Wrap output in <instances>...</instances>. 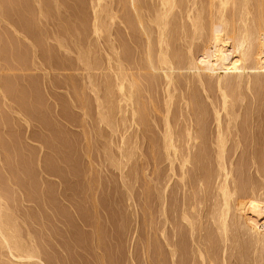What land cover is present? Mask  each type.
Returning <instances> with one entry per match:
<instances>
[{"label": "rangeland", "instance_id": "obj_1", "mask_svg": "<svg viewBox=\"0 0 264 264\" xmlns=\"http://www.w3.org/2000/svg\"><path fill=\"white\" fill-rule=\"evenodd\" d=\"M27 3H26V2ZM34 1V2H33ZM45 1V3H44ZM48 3H47V2ZM57 1V0H56ZM63 1V2H62ZM58 0V2H55V0L52 1L50 0H40L41 2V6L42 8H44L43 10V14L40 13V2L39 5L37 0H1L0 1V19H2L0 21V66H2L0 69V118H2V121H0V141L2 139V141L0 142V189L2 190L1 192H3L2 194L4 195V200L5 198H7V200H5V204L7 203L8 206L12 207L14 206V210H16L15 212L18 214L16 215L17 217L19 216V218L21 219L19 222L21 223L20 226V235L23 236V238H32V236H34L32 239H34V241L36 242L37 245V249L38 253L41 257V262L45 263V264H173V261H175L176 264H197L198 259L195 258V254H194V258H193V254L192 251L194 252V249L192 247V245L190 244L191 242H189V238L188 237V233L189 231H187L186 227H182V225L180 226L179 223V219H180V212L179 210H181L182 206L184 205L183 203H187V201L189 200L190 196H191V189L189 184L187 183V187L184 186V184L181 182L179 175H180V168H176L179 165H175V175L172 174V171L170 169H168V165L167 162L163 161V159L160 157L162 155H160L161 153V143H162V135H163V113H164V94L165 91L161 89V87L158 85V87H155L156 89L153 90V97L157 102L158 106V112H150V118L147 116L146 121H148L147 123H150L149 125L145 122V120L143 122L144 126L147 125L146 127H139V129L136 128L135 125H132L130 127V123L129 122L130 119V112H128L127 114V119L128 122L126 120V122H121L125 125L121 126L119 124L117 131L119 132H115L112 133H107L109 132V130L111 129H107L110 128L107 124L104 125L101 121H100V117H99V111L101 113V108L99 109L100 105L99 103L100 100H98V98H102V102L103 99L106 98V95L108 90H102V88L104 89L106 83H107V87L108 85V79H110V77H112L111 72L109 71V67L107 65H110L109 62V57L107 54H109L111 52V50L109 49V45L107 46L105 42H107V37L106 36H102L100 39V42L95 39L94 33L92 31L93 28V18H92V3L89 2L91 0ZM67 1V2H65ZM74 5H73V3ZM107 1V0H106ZM117 0H112L110 2V0H108L107 2L109 4L112 3V5L110 7L112 8H119L121 5L118 3L119 1H117V5H119L118 7H114L116 4ZM9 2V3H7ZM23 2V3H20ZM29 2V3H28ZM43 2V4H42ZM50 2V3H49ZM62 2V3H61ZM77 2V3H76ZM80 2V3H79ZM83 2V3H82ZM85 2H87L85 4ZM56 3V5H54ZM59 3H61L62 5H60ZM70 3V4H69ZM115 3V4H114ZM2 4V5H1ZM53 4V6H52ZM59 4V5H58ZM66 4L68 5V7L66 6ZM82 4H84L83 6H81ZM14 5V6H13ZM25 5V6H24ZM27 5V6H26ZM33 9H31V6ZM36 5V7H35ZM51 7H50V6ZM79 5V7H78ZM85 5H89L87 7H85ZM116 5V6H117ZM7 6V7H6ZM10 6V7H9ZM29 6V7H28ZM46 6V7H45ZM56 6V8H55ZM57 6H59L60 8H58ZM65 6V7H63ZM81 6V7H80ZM6 7V8H5ZM22 7V8H21ZM63 7V8H62ZM76 7V8H75ZM9 8V9H8ZM39 8V9H38ZM51 8V9H50ZM54 8V10H53ZM69 8V9H68ZM71 8V9H70ZM85 10H83V9ZM89 8V9H88ZM121 8V7H120ZM28 9V10H27ZM58 9V10H57ZM77 9V10H76ZM79 9V11H78ZM88 9V10H87ZM126 9V7L124 8V10ZM8 10V11H7ZM17 10V11H16ZM20 10V11H19ZM24 10V12H22ZM31 10V11H30ZM35 10V11H34ZM39 14H41L43 17L41 18L37 13V11ZM53 10V11H51ZM56 10V11H55ZM74 10V12H73ZM87 10V11H86ZM92 12H91V11ZM4 11V13H3ZM6 11V12H5ZM50 11V12H48ZM72 13H70V12ZM76 11L78 13H76ZM84 11V12H83ZM89 11V13H88ZM123 11V10H122ZM10 12V13H9ZM12 12V13H11ZM47 12V13H46ZM52 12L56 15H53ZM59 12V13H58ZM83 14H82V13ZM23 13V14H22ZM35 13V14H33ZM57 13V14H56ZM91 13V16H90ZM14 14V15H13ZM29 14V15H28ZM31 14V15H30ZM59 14V16H58ZM62 14V15H60ZM67 14L68 18H67ZM122 15L123 12H119V15ZM26 15V16H25ZM46 15V17H45ZM49 15L51 16L49 18ZM65 15V16H63ZM74 17H72V16ZM88 15V16H87ZM3 16V17H2ZM13 20H12V17ZM26 19H25V17ZM33 16V17H32ZM37 16V17H36ZM70 16V17H69ZM82 16V17H80ZM11 17V18H10ZM20 17V18H19ZM29 17V18H28ZM62 17V18H61ZM76 17V19H75ZM7 18V19H6ZM15 18V19H14ZM28 18V19H27ZM33 18V19H32ZM46 18V19H45ZM55 20H54V19ZM64 18V19H63ZM66 18V19H65ZM82 18V19H81ZM90 18V19H89ZM38 19V20H37ZM50 19V20H49ZM52 19V21H51ZM59 19V20H58ZM62 21H61V20ZM3 20L4 23L7 20L6 24H3ZM22 20V21H21ZM25 20V21H24ZM44 20L46 22H44ZM65 20V21H64ZM76 20V21H75ZM78 20V21H77ZM82 20V21H80ZM120 20V19H119ZM118 20V18L115 20V22L113 23V26H111V35L114 36L113 39H115V41H117V43H122L123 45V55L122 57H124V59L128 58L132 61L133 58H135L134 60L139 59V51H137L138 49V44L136 45V42L138 43V38H134L133 36L131 37V34L129 35V33L127 32L126 25L125 24H121V22ZM11 21V22H10ZM13 21V22H12ZM16 21V22H15ZM28 21V22H27ZM41 21V22H40ZM49 21V24H47ZM62 23V26L60 25V23ZM15 22V23H14ZM51 22V23H50ZM56 22V23H55ZM67 24H66V23ZM78 22V23H77ZM81 25H80V23ZM85 22V23H84ZM9 23V24H8ZM18 23V24H17ZM25 23H27L25 25ZM34 23V24H33ZM41 23V24H40ZM58 23V24H57ZM74 23V24H73ZM91 23V25H90ZM13 24V26L11 25ZM33 24V25H32ZM40 24V25H39ZM77 24V26H76ZM21 25V26H20ZM35 25V26H34ZM39 25V26H38ZM47 25H50L47 27ZM55 25V27H54ZM66 25V27H65ZM68 25V27H67ZM115 25V26H114ZM122 25V26H121ZM11 26V27H10ZM29 26V27H28ZM38 26V27H37ZM59 26V27H58ZM81 26V27H80ZM92 26V27H91ZM125 26V27H124ZM15 27V29H14ZM32 27V28H31ZM50 27V28H49ZM77 27V28H76ZM87 27V28H86ZM21 28V30H20ZM35 28V29H34ZM38 28V29H37ZM41 28V29H40ZM47 28V29H46ZM52 28V29H51ZM55 28V29H54ZM60 28V29H59ZM66 28V29H65ZM71 30H70V29ZM73 28V29H72ZM77 30L75 31L74 30ZM114 28V29H112ZM119 28V29H118ZM123 28V29H122ZM11 29V30H10ZM32 29V30H31ZM34 29V30H33ZM46 29V30H44ZM59 29V30H58ZM89 29V30H88ZM118 29V30H117ZM121 29V30H120ZM125 29V30H124ZM14 30V32H13ZM31 30V31H28ZM40 30V32H39ZM49 30V31H48ZM52 30V31H50ZM57 34H56V32ZM65 30V33H64ZM68 30V31H67ZM120 30V31H119ZM18 31V32H17ZM26 31V32H25ZM33 31V32H32ZM35 31V32H34ZM44 31V32H43ZM46 31V32H45ZM77 34H74V32ZM84 31V32H83ZM30 32V33H29ZM48 32V33H47ZM51 32V34H50ZM63 32V33H61ZM126 32V34H125ZM21 33V34H20ZM24 33V34H23ZM37 33V34H36ZM41 33V34H40ZM46 33V34H45ZM68 33H70L68 35ZM73 36H72V34ZM118 33V35L116 34ZM121 33V35H120ZM10 34V35H9ZM22 34L24 35V37H26V39L22 36ZM39 34V35H38ZM18 35V36H16ZM36 35H38V37H36ZM51 35H54L53 37ZM57 35V37L55 36ZM64 35V36H63ZM92 35V36H91ZM127 35V36H126ZM41 36V37H40ZM44 38H43V37ZM49 36V37H48ZM61 38H60V37ZM71 36V37H70ZM112 36L110 38H112ZM119 36V37H118ZM8 37V38H7ZM17 37V38H16ZM48 37L49 39L47 40ZM70 37V38H69ZM77 37V39H76ZM91 37V38H90ZM106 37V38H105ZM16 38V41H14ZM21 38V39H20ZM33 38V39H32ZM42 40H39V39ZM58 40H57V39ZM63 38V39H62ZM94 38V40L92 39ZM134 38V39H132ZM9 39V42L8 40ZM18 39V40H17ZM29 39V40H28ZM46 39V40H45ZM62 39V41L60 40ZM66 39V40H65ZM87 39V40H86ZM92 39V41H91ZM122 39V40H121ZM125 39V40H124ZM130 39V40H129ZM7 40V41H6ZM77 40V41H75ZM104 40V42L102 41ZM129 40V41H128ZM134 40V41H132ZM31 41V43H29ZM36 41V43H35ZM45 41V42H44ZM66 41V42H65ZM69 41V42H68ZM85 41V42H84ZM87 41V42H86ZM136 41V42H135ZM13 42V43H12ZM33 42V43H32ZM44 44H43V43ZM59 42V43H58ZM62 42V43H61ZM65 42V43H64ZM82 42V43H81ZM84 42V43H83ZM92 44H90V43ZM129 42V44L127 43ZM10 43V44H9ZM21 45H20V44ZM41 43V44H40ZM63 44V46L61 44ZM89 43V44H88ZM97 43V44H96ZM101 43V44H100ZM131 43V45H130ZM141 43V41H140ZM54 44V45H53ZM60 44V45H59ZM68 44V45H67ZM78 44V45H77ZM94 44V45H93ZM105 44V45H104ZM108 44V42H107ZM126 44V45H125ZM133 44V46H132ZM135 44V45H134ZM7 45V46H6ZM41 45H42V49H41ZM52 45V46H51ZM66 45V46H64ZM73 45V46H71ZM89 45H91V47H89ZM96 45V46H95ZM101 45V46H100ZM141 45V44H140ZM27 46V47H26ZM30 46V47H29ZM33 46V47H32ZM37 46V48L35 47ZM79 46V47H78ZM106 46V47H105ZM125 46V47H124ZM137 46V48H135ZM11 47V48H10ZM17 47L19 48L17 50ZM24 47V48H23ZM26 47V48H25ZM41 49H39V48ZM51 47V48H50ZM62 47V48H61ZM66 47V48H65ZM102 47V48H101ZM134 47V48H132ZM13 48V49H12ZM32 48V49H31ZM59 48V49H57ZM70 48V49H69ZM80 48V49H79ZM90 48V49H89ZM100 48V51H99ZM108 48V49H107ZM132 48V49H131ZM9 49V50H8ZM26 49V52H25ZM51 49V50H49ZM68 49V50H67ZM79 49V50H78ZM85 49V50H84ZM94 49V50H93ZM4 50V51H3ZM15 50V51H14ZM35 50V52H33ZM55 50V51H54ZM57 50V51H56ZM62 50V51H61ZM82 50V51H80ZM109 50V51H108ZM125 50V51H124ZM136 50V51H135ZM139 50V49H138ZM10 51V53H9ZM17 51V52H16ZM33 54H32V52ZM65 51V53H63ZM67 51V54H66ZM70 51V52H69ZM96 51V52H93ZM107 53H105V52ZM43 53L41 55V53ZM56 52V53H55ZM71 52H73L72 54H70ZM79 53L77 55V53ZM84 52V53H83ZM88 52V53H87ZM98 52V53H97ZM133 52V54H132ZM19 53V54H18ZM83 53V54H82ZM87 53V54H86ZM100 53V54H99ZM102 53V54H101ZM104 53V54H103ZM38 54V55H37ZM60 54V55H59ZM76 54V55H75ZM127 54V55H126ZM200 54V53H199ZM11 55V56H10ZM18 55V56H17ZM21 55V56H20ZM24 55V56H23ZM30 55V56H29ZM31 55L33 56L31 58ZM36 55V57H35ZM44 55V57H43ZM67 55V56H66ZM83 55V56H81ZM86 57H85V56ZM107 55V56H104ZM125 55V56H124ZM138 55V56H137ZM2 56V58H1ZM52 56V57H51ZM54 56V57H53ZM63 58H62V57ZM70 56V57H68ZM80 56V57H79ZM88 56L90 58H88ZM104 58H103V57ZM4 57V58H3ZM13 57V58H11ZM16 59H15V58ZM18 57V58H17ZM26 57V58H25ZM35 57V58H34ZM38 57V58H37ZM40 57V59H39ZM65 57V58H64ZM80 60H79V58ZM85 57V58H83ZM137 57V58H136ZM21 58V59H20ZM34 58V59H33ZM58 58V59H57ZM77 62H76V60ZM82 58V59H81ZM86 58L89 60L86 61ZM6 59V60H5ZM9 59V60H8ZM27 59V60H26ZM32 59V60H31ZM37 59V61H36ZM42 59V60H41ZM67 59V60H66ZM84 59V60H83ZM24 60V62H23ZM26 60V61H25ZM39 60V62H38ZM46 60V61H45ZM48 60V61H47ZM52 61L49 62V61ZM56 60V61H55ZM58 60V61H57ZM73 60V61H71ZM93 60V61H92ZM96 60V62H95ZM108 60V62H107ZM129 60V61H130ZM4 61V62H3ZM8 61V62H7ZM16 61V62H15ZM33 61V62H32ZM35 61V62H34ZM43 61V62H42ZM65 61V62H64ZM80 61V63H79ZM86 61V62H85ZM130 63H133L131 62ZM3 62V63H2ZM46 62V65L45 63ZM48 62V63H47ZM57 62V63H56ZM92 62V63H91ZM99 62V63H98ZM127 62V60H126ZM8 63V64H7ZM14 63V64H13ZM16 63V64H15ZM21 63V64H20ZM25 63V64H24ZM35 63V64H32ZM41 63V64H39ZM73 63V64H72ZM84 63V65H83ZM89 63L91 65H89ZM95 63V64H94ZM54 64V65H53ZM64 67H62L61 66ZM76 64V65H75ZM81 64V65H80ZM87 64V65H86ZM103 64V65H102ZM22 65V66H21ZM25 65V66H24ZM32 65V66H31ZM43 65V66H41ZM57 65V66H56ZM97 65V66H96ZM6 66V67H5ZM17 66V67H16ZM46 66V67H45ZM59 66V67H58ZM77 66V68L75 67ZM82 66V67H81ZM84 66V67H83ZM90 66V68H86V67ZM101 66V67H100ZM106 66L107 69H104ZM5 67V70H4ZM8 67H11L8 68ZM41 67V68H39ZM56 69H54V68ZM62 67V68H60ZM81 67V68H79ZM92 67V69H91ZM104 67V68H103ZM25 68V69H24ZM43 68H45V70H43ZM52 68V69H50ZM58 68V70H57ZM69 68V70H68ZM71 68V69H70ZM74 68V69H73ZM96 68V69H95ZM98 68V69H97ZM7 69V70H6ZM9 69V70H8ZM24 69V70H23ZM31 69V70H30ZM33 69V70H32ZM39 69V70H38ZM60 69V72H59ZM66 69V70H65ZM80 69V70H78ZM87 69V70H85ZM94 69V70H93ZM104 71H102V70ZM11 70V71H10ZM21 70V71H20ZM29 70V71H28ZM36 70V71H35ZM62 70V71H61ZM78 70V72H77ZM109 71V76L110 77H105L103 74H105L106 71ZM7 71V72H5ZM25 73H24V72ZM40 71V73H39ZM51 71V72H50ZM57 71V72H56ZM95 71V73H94ZM100 71V72H99ZM108 71L106 72V74L108 73ZM46 72V73H45ZM49 74H48V73ZM53 72V73H52ZM69 74L67 75L66 74ZM88 72V73H87ZM11 73V74H9ZM13 73V74H12ZM23 75H22V74ZM35 73V74H34ZM56 73V74H55ZM61 73V74H60ZM73 73V74H72ZM92 75H91V74ZM45 74V75H43ZM47 74V75H46ZM79 74V75H78ZM88 74V75H85ZM96 74V75H95ZM105 74V75H106ZM6 75V76H5ZM21 75V76H20ZM26 75V76H25ZM62 75V76H61ZM78 75V76H77ZM90 75V76H89ZM101 75V76H100ZM108 75V74H107ZM24 76V77H22ZM43 76V77H42ZM53 76V77H52ZM70 76V77H69ZM73 76V77H72ZM88 76V77H87ZM96 78H95V77ZM5 77V79H4ZM12 77V78H11ZM20 77V78H19ZM28 79H27V78ZM48 77V78H47ZM59 77V78H58ZM69 77V78H68ZM77 77V78H75ZM82 80H79L78 79ZM91 77V78H90ZM106 78L105 80L107 81H103L102 78ZM10 78V79H7ZM26 78V79H25ZM36 78H38L36 80ZM71 78V80H70ZM90 79V82L88 83V79ZM108 78V79H107ZM4 79V80H3ZM12 79V80H11ZM16 79V80H15ZM30 79V81H29ZM35 79V80H33ZM42 79V80H41ZM59 79V80H58ZM61 79V81H60ZM65 79V81H64ZM86 79V80H85ZM96 79V81L94 80ZM3 80V81H2ZM77 80V81H76ZM85 80V81H84ZM95 82H94V81ZM99 80V81H98ZM102 80V82H101ZM111 80V79H110ZM7 81V82H5ZM33 81V82H32ZM47 81V82H46ZM60 81V82H59ZM93 81V83H91ZM40 82V83H39ZM44 84H43V83ZM53 82V83H51ZM83 82V84H81ZM211 82V81H210ZM209 82V83H210ZM16 83V84H15ZM22 83V84H21ZM27 83V84H26ZM65 83V84H64ZM71 83V84H70ZM78 83V84H77ZM85 83V84H84ZM88 83V85H87ZM98 83V84H97ZM105 83V84H104ZM182 86L184 84V81L181 82ZM214 83V82H212ZM210 83L211 86H209L207 92L203 91V87H200L198 84L196 86V84H191L194 85L195 88H192V91L188 88L192 93H195L198 101H196L195 103H198L199 110H197V106L193 104V106L196 108L197 111H201L203 112L204 118L201 119L200 121V129L201 127H203V131L205 130L204 133L205 137L203 135V131H202V135H203V141L205 139L208 146L211 145V138L214 135L215 132V128H216V121L214 119V107L216 103L218 104V102H215L218 99L213 98V95L216 96L217 98L220 96L218 95L219 90L215 89L216 85ZM4 84V86H3ZM36 84V85H35ZM59 84V85H58ZM64 84V85H63ZM74 84V85H73ZM111 84V83H110ZM39 85V86H38ZM42 85V86H41ZM67 85V86H66ZM73 85V86H71ZM78 85V86H77ZM91 85V86H90ZM96 85V86H95ZM100 85V87H98ZM185 85V84H184ZM209 84L207 83V86ZM8 86V87H7ZM21 86V87H20ZM34 86V87H33ZM62 86V87H61ZM71 86V87H70ZM76 86V87H75ZM80 86V87H79ZM87 86V87H86ZM193 86V87H194ZM215 86V87H212ZM15 87V88H14ZM45 87V88H44ZM51 87V88H50ZM65 87V88H64ZM75 87V88H73ZM82 87V88H81ZM85 87V88H84ZM91 87V88H90ZM97 87V88H95ZM185 87V86H184ZM246 85H244V88L241 90L244 94V98L243 100H240L236 103L235 108L237 110H239V112H242L244 114H242L239 119H238V130H236L232 135L229 136L228 140V144L227 145V156L230 158L233 157V165L234 169H236L237 173H235V177H237V179L239 180V182H251L253 183V185L256 183L258 185V187L264 186V164H262L264 162V86H263V90L262 89H257V92L254 96V94L251 92L250 89L245 88ZM17 88V89H16ZM60 88V90L58 89ZM94 88V89H93ZM20 89V90H18ZM23 89V90H22ZM55 89V90H54ZM63 89V90H62ZM65 89V90H64ZM75 89V90H74ZM82 91H81V90ZM93 89V90H92ZM97 89V90H95ZM159 89V90H158ZM195 89V92H194ZM17 90V91H16ZM32 90V91H31ZM47 90V91H46ZM58 90V91H57ZM71 90V91H70ZM73 90V91H72ZM90 90H92L90 92ZM183 90V89H181ZM181 90H177L175 92L176 97H175V101L172 105L171 108V112H170V119L172 122H176V125L180 129H185V127H188L189 125H193L195 124V117L192 116L193 110H190L186 105H185V101H184V96H181V94L183 93V91ZM202 90V91H201ZM217 90V91H216ZM5 93V94H3ZM5 91V92H4ZM15 91V92H14ZM44 91V92H43ZM52 91V92H51ZM57 91V92H54ZM67 91V93L65 92ZM84 91V92H83ZM102 91V92H101ZM104 91V93H103ZM180 91L182 93H180ZM13 92V93H11ZM20 92V93H19ZM32 95H31V93ZM39 92V93H38ZM48 94H47V93ZM51 92V93H50ZM59 92V93H58ZM74 92V93H73ZM88 92V93H87ZM95 92V94H94ZM98 92V93H96ZM100 92V93H99ZM160 92V93H159ZM163 92V94H162ZM211 92V93H210ZM17 93V94H16ZM46 93V94H45ZM53 93V94H52ZM66 93V95H65ZM72 93V94H71ZM82 95H81V94ZM34 94V95H33ZM44 94V95H43ZM68 94V95H67ZM75 96H74V95ZM95 96H93V95ZM97 94V96H96ZM106 94V95H105ZM162 94V95H161ZM198 94V95H197ZM217 94V95H216ZM2 95V96H1ZM14 95V96H13ZM24 95V97H23ZM31 95V96H29ZM39 97H36V96ZM90 95V96H89ZM247 95V96H246ZM259 95L261 96V98L259 97ZM4 96V99L2 98ZM19 96V97H18ZM21 96V97H20ZM44 96V97H43ZM50 98H49V97ZM52 96V97H51ZM59 96V97H58ZM66 96L68 98H66ZM79 98H78V97ZM87 96V97H86ZM105 96V98H104ZM210 96V97H209ZM212 96V100L211 99ZM7 97H9L10 99H8ZM28 97V98H27ZM98 97V98H97ZM194 97V94H193ZM206 97V98H205ZM254 97V98H253ZM6 98V99H5ZM36 98V99H34ZM52 98V99H51ZM62 98V99H60ZM78 98V100H77ZM87 98V99H86ZM195 98V97H194ZM255 99V102H253ZM257 98V99H256ZM51 99V101H50ZM65 99V100H64ZM81 99V100H80ZM259 99H261V101H258ZM2 100V101H1ZM5 100L7 102H5ZM11 100V101H10ZM16 100V101H15ZM29 100V101H28ZM38 100V101H37ZM50 102H49V101ZM59 100V101H57ZM70 100H73L72 103ZM95 100V101H94ZM98 100V101H97ZM154 100V102H155ZM161 100V101H160ZM181 102H180V101ZM208 100V101H207ZM251 100V101H250ZM10 101V102H9ZM76 101V102H75ZM97 101V102H96ZM184 101V102H183ZM215 102L212 104V102ZM249 101V102H248ZM3 102V104H2ZM12 102H14L12 104ZM18 102V103H17ZM27 102V103H26ZM30 102V103H29ZM38 102V103H35ZM42 102V103H41ZM53 102V103H52ZM56 102V103H54ZM59 102V103H58ZM66 102V103H64ZM78 102V103H77ZM155 102V103H156ZM161 102V103H160ZM248 102V103H247ZM251 102V103H250ZM253 102V104H252ZM22 105V107L20 106V104ZM29 103V104H28ZM63 103V104H62ZM70 103L75 106L73 107L72 105H70ZM74 103V104H73ZM86 103V104H85ZM96 103V104H95ZM180 103V105H179ZM210 103V105H209ZM240 103V104H238ZM9 104V105H8ZM12 104V105H10ZM38 104V105H37ZM49 106H48V105ZM52 104V105H51ZM69 104V105H68ZM89 104V105H88ZM183 104V105H182ZM200 104V105H199ZM244 104V105H243ZM255 104V106H254ZM6 105V106H5ZM32 105V106H31ZM45 107H44V106ZM56 105V106H55ZM62 105V107H61ZM79 105V106H77ZM95 105H97L98 107H95ZM164 105V106H163ZM247 105V106H245ZM4 106V107H3ZM10 108H9V107ZM16 106V107H15ZM24 106V108H23ZM38 106V107H37ZM64 106V108H63ZM68 106V107H67ZM77 106V108H76ZM81 106V107H80ZM90 106V107H89ZM186 106V107H185ZM192 106V107H193ZM202 106V108H201ZM206 106V107H205ZM219 106V105H217ZM245 106V107H243ZM15 107V108H14ZM28 109V111L26 110V108ZM37 107V109H36ZM70 107V108H69ZM251 109H250V108ZM255 107V109H254ZM259 107L257 110L256 108ZM19 108V109H18ZM48 108V110H47ZM55 108V109H54ZM61 108V109H60ZM68 108V109H66ZM75 108V109H74ZM84 108V110H83ZM97 111H96V109ZM175 108V109H174ZM179 108V109H178ZM186 108V109H185ZM8 109V110H6ZM14 109V110H13ZM18 109V110H17ZM32 109V111H31ZM37 111H34V110ZM40 109V111H39ZM42 109V110H41ZM58 109V111H57ZM78 109V110H77ZM182 111H181V110ZM245 111H244V110ZM263 109V110H262ZM12 110V111H10ZM21 112H20V111ZM55 112H54V111ZM77 110V112H76ZM82 110V111H81ZM189 110V111H187ZM194 110V112L196 111ZM209 110V111H208ZM253 112H252V111ZM257 114H256V111ZM7 111V112H6ZM16 111V112H15ZM22 116L20 117L19 114ZM63 111V112H62ZM70 113H69V112ZM75 111V112H73ZM151 111V110H150ZM177 111V112H176ZM186 113H185V112ZM247 111H250L252 113V116L247 115ZM255 111V112H254ZM259 111V112H258ZM23 112V113H22ZM27 112V113H26ZM48 112V113H47ZM62 112V113H60ZM67 112V113H66ZM81 112V113H80ZM118 112V110H117ZM249 112V113H250ZM14 113V114H13ZM17 113V114H16ZM36 113V114H34ZM40 113V115H39ZM52 115H50V114ZM75 113V114H74ZM94 116L97 115V116ZM116 113V111L114 112ZM113 113V118H114V114ZM176 113V115L174 114ZM180 113V115H179ZM191 113V114H190ZM205 113V114H204ZM259 113V114H258ZM11 114V115H10ZM38 114V115H37ZM72 114V115H71ZM80 114V115H79ZM84 114V116H82ZM87 118H86V116ZM119 114V115H118ZM153 114V115H152ZM160 114V115H159ZM162 114V115H161ZM256 114V115H255ZM3 115V116H2ZM24 115V116H23ZM122 113H116L115 118L116 119H121L122 118ZM130 117H129V116ZM174 115V116H173ZM256 117H254V116ZM258 115V119L257 118ZM9 116V117H8ZM38 116V117H36ZM57 116V118H56ZM75 116V117H73ZM93 118H92V117ZM154 116V117H153ZM189 116H190V120H189ZM209 116V117H208ZM249 116V117H248ZM263 116V117H262ZM6 117V119H5ZM14 121H13V119ZM17 117V118H16ZM64 117V118H63ZM89 117V119H88ZM99 117V118H97ZM162 117V118H161ZM172 117V118H171ZM259 117H261L259 119ZM24 118V119H23ZM43 118V119H42ZM68 118V119H67ZM92 120H91V119ZM97 118V119H96ZM114 118V119H115ZM241 118L243 120H241ZM246 118V119H245ZM255 121H254V119ZM12 119V120H11ZM23 119V120H21ZM34 119V120H33ZM53 119V120H52ZM59 119V121H58ZM66 119L68 121H66ZM71 123H70V121ZM73 119V120H72ZM119 119V121H121ZM183 119V120H182ZM204 119V120H203ZM253 119V120H252ZM1 120V119H0ZM20 120V121H19ZM25 120V122H24ZM39 120H43V121H39ZM49 120V121H48ZM51 120V121H50ZM63 120V121H61ZM78 123H77V121ZM85 120V121H84ZM95 120H98L95 121ZM155 121L154 123L152 121ZM158 120V121H157ZM162 120V122H161ZM192 120V121H191ZM203 120V121H202ZM249 120V121H248ZM262 120V121H261ZM9 121V122H8ZM12 121V122H11ZM32 121V122H31ZM40 123H39V122ZM47 121V122H45ZM61 121V122H60ZM66 121V123H65ZM87 121V123H86ZM91 121V123L89 122ZM115 122H118V120H114ZM190 121V122H189ZM241 121V122H240ZM244 121V122H243ZM261 121V122H260ZM8 122V123H7ZM27 122V123H26ZM29 122V123H28ZM37 122V123H35ZM63 122V123H62ZM97 122V124H96ZM174 122V123H175ZM184 122V123H183ZM209 122V123H208ZM243 122V123H242ZM250 122V123H249ZM256 122V123H255ZM259 122V123H258ZM263 122V123H262ZM4 125H3V124ZM14 123V124H13ZM16 123V125H15ZM26 123V124H24ZM39 123V124H38ZM42 123V124H41ZM46 123V125H45ZM82 123V124H80ZM129 123V124H128ZM158 123V124H157ZM163 123V124H162ZM241 123V124H240ZM247 123L250 125H247ZM255 125H254V124ZM7 124V125H6ZM19 126H18V125ZM28 124V125H27ZM36 124V125H35ZM67 124V125H66ZM92 124V125H91ZM155 124V125H154ZM187 124V125H186ZM224 124H226V118L224 117L223 119V126ZM246 124V126L244 125ZM258 124V125H257ZM3 125V126H2ZM12 125V126H11ZM26 125V126H25ZM60 125V126H59ZM82 125V126H81ZM86 125V126H85ZM96 127H94V126ZM98 125V126H97ZM35 126V127H34ZM53 126V128H52ZM66 126V127H65ZM80 126V127H79ZM89 126V127H88ZM129 126V128H125ZM182 126L184 128H182ZM244 126V127H243ZM261 126V129H259ZM8 129H7V128ZM10 127V128H9ZM14 127V128H13ZM16 127V128H15ZM18 127V128H17ZM47 127V128H46ZM58 127H59V131H58ZM60 127H62L60 129ZM86 127V129H85ZM92 127V128H91ZM94 127V129H93ZM98 127V128H97ZM102 127V128H101ZM148 127V128H147ZM155 127V128H154ZM199 127V126H198ZM259 127V128H258ZM23 128V129H22ZM32 128V129H31ZM34 128V129H33ZM42 128V130H41ZM51 128V129H50ZM104 128L105 132H104ZM252 128V129H251ZM257 128V129H256ZM3 129V130H1ZM15 129V130H14ZM51 131H49V130ZM66 129V130H65ZM69 129V130H68ZM82 129V130H81ZM90 131H89V130ZM94 130V131H91ZM96 129V130H95ZM100 129V130H99ZM121 129V130H120ZM127 129V130H126ZM132 129V130H131ZM153 129V130H152ZM159 129V130H158ZM207 129V130H206ZM10 130V131H9ZM31 130V131H30ZM43 130H47L45 132H43ZM57 130V131H56ZM123 130V131H122ZM248 130V131H247ZM260 130V133H259ZM4 131V132H3ZM34 131V133H33ZM55 133H54V132ZM74 131V132H73ZM77 131V132H76ZM104 132V134L102 132ZM126 131V133H125ZM130 133H129V132ZM256 131V132H255ZM263 131V133H262ZM43 132V133H41ZM89 132V134H88ZM123 132V134L126 136L129 135V138L132 139L134 138L135 135L136 136V142L137 146H138V150H137L139 157L134 158L133 160L130 161V163H127L126 165H123L124 163H122V167H126V168H121L120 166L117 167L118 165L116 164L117 160H121V155H119L120 152H122L120 149L121 147H124V145L122 144V142L120 141L119 135H122L121 133ZM243 132V133H241ZM67 133V135H66ZM74 133V134H73ZM83 133V134H82ZM107 133L108 137L111 135V137H106L107 135H105ZM161 133V134H160ZM253 133V134H252ZM259 135H258V134ZM3 134V135H2ZM5 134V135H4ZM33 134V135H32ZM44 134V136H43ZM47 134V135H46ZM52 134H55V138L53 137ZM61 134V136H60ZM72 134V135H71ZM77 134V135H75ZM94 134V136H93ZM155 134V135H154ZM242 134V135H241ZM256 134V135H255ZM261 134L263 135V137L261 136ZM8 135V136H7ZM42 137H41V136ZM50 135V137L48 136ZM84 137H83V136ZM91 137H89V136ZM101 135V136H100ZM116 135V136H115ZM123 135V136H124ZM258 135V136H257ZM10 136V137H9ZM16 136V137H15ZM19 136V137H18ZM35 136V137H34ZM39 136V137H38ZM65 136V137H64ZM154 136V137H153ZM236 136V137H235ZM241 136V137H239ZM246 136V137H245ZM248 136V137H247ZM255 136V137H254ZM257 136V137H256ZM13 137V138H12ZM25 137V138H24ZM27 137H29V140L27 139ZM44 137V138H43ZM61 137V138H60ZM72 137V138H71ZM85 139H83V138ZM89 137V138H88ZM95 137V138H93ZM99 137V138H98ZM116 137V138H115ZM144 137V138H143ZM207 137V138H206ZM7 138V139H6ZM9 138V140H8ZM52 138V139H51ZM64 138H67L64 140ZM74 138V139H73ZM105 138V140H104ZM111 138V139H110ZM115 138V139H114ZM127 138V137H126ZM145 140H143V139ZM234 138V139H233ZM235 138L239 141L238 144H236V140ZM248 138V139H247ZM254 138V139H253ZM259 138V139H257ZM261 138V139H260ZM263 138V139H262ZM13 139V140H12ZM36 139V140H35ZM40 139V141H39ZM41 139H45V141H42ZM47 139V140H46ZM55 139V140H54ZM58 139V140H57ZM63 139V140H62ZM69 139V140H68ZM73 139V140H71ZM76 139V140H75ZM101 139V140H100ZM128 139V138H127ZM79 140V141H78ZM109 140V141H108ZM118 143H116V141ZM122 140V139H121ZM129 140V139H128ZM133 140V139H132ZM131 140V141H132ZM232 140V141H231ZM260 140V141H259ZM6 141V142H5ZM11 141V142H10ZM29 141V142H28ZM51 141V143H50ZM59 141V142H56ZM68 141V142H67ZM77 141V142H76ZM83 141V143H82ZM87 141V142H86ZM111 141V143H109ZM234 141V142H233ZM247 141V142H245ZM258 141V142H257ZM21 142V143H20ZM25 142V143H24ZM63 142V143H62ZM65 142V144H64ZM81 142V144H80ZM151 142V144H150ZM155 142V143H154ZM242 142V143H241ZM9 143V145L7 144ZM57 143V144H56ZM75 143V145H73ZM96 143V145L94 146V144ZM103 145H100V144ZM107 143V144H106ZM254 143V144H253ZM1 144L2 147H1ZM5 144V145H4ZM12 144V145H11ZM27 144V146H26ZM54 144V145H53ZM63 144V145H62ZM109 144H111L110 146V150L109 151ZM116 144H120V145H116ZM145 144V145H144ZM149 144V145H148ZM235 144V145H234ZM254 146H253V145ZM258 144V146H257ZM8 145V146H7ZM35 145V146H33ZM38 145V146H37ZM43 145H45L43 147ZM53 145V146H52ZM61 147H60V146ZM68 145V146H66ZM72 145V146H71ZM87 145V146H86ZM100 145V146H99ZM106 145V148H104V146ZM114 145V146H113ZM151 145V146H150ZM157 145V146H156ZM206 145V146H207ZM239 145V146H238ZM251 145V146H250ZM4 146V147H3ZM42 146V147H40ZM48 148H47V147ZM85 146V147H83ZM116 146V147H115ZM126 146V145H125ZM207 146V147H208ZM234 146V147H233ZM237 148H236V147ZM263 146V148H262ZM12 147V148H10ZM19 147V148H18ZM22 147V148H21ZM39 147V149H38ZM59 147V148H58ZM74 149H73V148ZM79 147V148H78ZM102 148L100 150V148ZM114 147V148H113ZM118 147V148H117ZM244 147V148H243ZM251 147H254L251 148ZM5 148V149H4ZM10 148V149H9ZM15 148V149H14ZM33 148V149H30ZM42 148V149H40ZM45 148V149H44ZM48 150H47V149ZM49 148L51 150H49ZM112 148V149H111ZM125 148V147H124ZM235 148V149H234ZM250 148V149H249ZM261 148V149H260ZM17 149V150H16ZM37 149V150H36ZM62 149V150H61ZM82 149V150H81ZM88 149V150H87ZM117 149V150H116ZM159 149V150H158ZM245 151H244V150ZM261 151H260V150ZM16 150V151H15ZM19 150V151H18ZM44 150V151H43ZM54 150V151H53ZM71 150V151H70ZM76 150V151H75ZM105 152H103V151ZM114 150V151H113ZM118 150L120 151L118 153ZM150 150H151V156L150 155ZM250 150V151H248ZM258 150V151H257ZM3 151L7 152V153H3ZM13 153H12V152ZM22 151V153H21ZM30 151V152H29ZM40 151V152H39ZM51 151V152H50ZM61 151V152H60ZM70 151V152H69ZM75 151V152H74ZM85 151V152H84ZM117 151V152H116ZM254 153H253V152ZM25 152V153H24ZM40 155H39V153ZM53 152V153H52ZM56 152V153H55ZM103 152V153H102ZM235 152V155H234ZM10 153V155H9ZM16 153V156H15ZM33 153V155H32ZM73 153V155H72ZM83 153V155H82ZM87 153V156H86ZM97 153V155H96ZM108 153L110 156H108ZM251 153V155H250ZM253 153V155H252ZM7 155V157H6ZM32 155V156H31ZM35 155V157H34ZM45 155V156H44ZM47 155V157H46ZM68 155V156H66ZM106 156L104 158V156ZM113 155V156H112ZM116 155V156H115ZM119 155V156H118ZM234 155V156H233ZM244 155V156H243ZM249 155V156H248ZM260 155V156H259ZM7 160H6V158ZM9 156V157H8ZM21 156V157H20ZM63 156V158H62ZM66 156V158H65ZM71 156V157H70ZM84 156V157H83ZM90 156V157H89ZM103 156V157H102ZM117 157V158H114ZM242 156V157H241ZM247 156V157H246ZM253 156V157H252ZM20 157V158H18ZM32 157V159H31ZM39 157V158H38ZM75 157V159H74ZM86 157V158H85ZM88 157V158H87ZM97 157H99L98 159ZM150 157V158H149ZM236 157V158H235ZM255 157V158H254ZM9 158V159H8ZM23 158V159H22ZM30 158V162L29 159ZM38 158V159H37ZM57 158V159H56ZM62 158V159H61ZM79 158V160H77ZM81 158V159H80ZM83 158V159H82ZM149 158V159H148ZM3 161H2V160ZM14 159V160H13ZM16 159V161H15ZM26 159V160H25ZM28 159V160H27ZM47 159V160H46ZM54 159V160H53ZM74 159V160H73ZM87 159H89L87 161ZM102 159V160H101ZM111 159V160H110ZM138 159V161H137ZM245 159V160H244ZM261 159V160H260ZM24 160V161H23ZM46 162H45V161ZM63 162H62V161ZM67 164H66V161ZM92 160V161H91ZM103 160L105 161V163L103 162ZM111 162H110V161ZM136 160V161H135ZM145 160V162H144ZM159 160V161H158ZM235 160V161H234ZM252 160V162H251ZM6 161V162H5ZM15 161V163H14ZM20 161V162H19ZM26 161V162H25ZM38 161V162H36ZM50 161V163H49ZM56 161V162H55ZM59 161V162H58ZM83 161V162H82ZM90 161V162H89ZM101 161V162H100ZM156 161V162H155ZM158 161V162H157ZM261 161V162H260ZM23 162V163H22ZM33 162V163H32ZM42 162V163H41ZM65 162V163H64ZM109 162V164L107 163ZM118 162V161H117ZM259 162V163H258ZM9 163V164H8ZM14 163V164H13ZM30 163V164H29ZM38 163V164H37ZM60 163V164H58ZM82 163V165L80 164ZM86 163V164H85ZM107 163V164H106ZM133 163V164H132ZM135 163V165H134ZM151 163H154L153 165ZM158 163V164H157ZM3 164V165H1ZM12 164V165H11ZM27 164V165H26ZM32 164V165H31ZM57 164V165H56ZM93 164V165H92ZM95 164V165H94ZM130 164V165H129ZM137 164V166H136ZM148 164V165H147ZM160 164V165H159ZM162 164V165H161ZM213 164V163H212ZM243 164V165H242ZM253 164V165H252ZM6 165V166H5ZM8 165V166H7ZM24 165V166H23ZM66 165V167H65ZM107 165V166H106ZM132 168H129V167ZM145 165V166H144ZM152 165V166H151ZM13 166V167H12ZM22 166V167H21ZM36 166V167H35ZM39 166V167H38ZM41 166V167H40ZM49 168H48V167ZM52 166V167H51ZM62 166V167H61ZM82 166V167H81ZM86 166V167H85ZM94 166V167H93ZM96 166V167H95ZM105 166V168H104ZM112 168H111V167ZM150 166V167H149ZM252 166V167H251ZM262 166H263V170H262ZM7 167V168H6ZM25 167V168H24ZM58 167V168H57ZM61 167V168H60ZM74 167V168H73ZM81 167V168H80ZM91 167V168H90ZM117 167V168H116ZM136 167V168H135ZM148 167V168H147ZM154 167V168H153ZM255 167V168H254ZM4 169L5 171H3L2 169ZM6 168V169H5ZM11 168V169H10ZM15 168V169H14ZM17 168V169H16ZM19 168V169H18ZM47 168V169H46ZM64 168V169H63ZM68 170H67V169ZM98 168V169H97ZM104 168V169H103ZM147 168V169H146ZM242 168V169H241ZM251 168V169H250ZM13 169V170H12ZM28 169V170H27ZM39 169H41L39 171ZM55 169L56 172H54ZM57 169V170H56ZM76 169V170H74ZM86 169V170H84ZM96 169V170H95ZM109 169V170H108ZM119 169V170H118ZM152 169V172H151ZM245 169V170H244ZM2 170V171H1ZM11 170V171H10ZM23 170V171H22ZM31 170V171H30ZM44 170V171H43ZM50 170V171H49ZM52 170V171H51ZM61 170V171H59ZM100 170V171H99ZM111 170V171H110ZM134 170V171H133ZM138 170V171H137ZM143 170V171H142ZM158 170V171H157ZM179 170V171H178ZM9 171V172H8ZM68 171V173H67ZM83 171V172H81ZM105 171V172H104ZM131 171V173L129 172ZM137 173H136V172ZM146 171V174H145ZM148 171V172H147ZM168 174H167V172ZM24 172V173H23ZM42 172V173H40ZM47 173L44 174V173ZM49 172V174H48ZM59 172V173H58ZM85 172V173H84ZM89 172V173H88ZM99 172V173H98ZM119 172V173H118ZM129 172V173H128ZM135 172V173H134ZM142 172H143V179H142ZM156 172V174H155ZM247 172V174H246ZM5 173V174H4ZM7 173V174H6ZM11 176H10V174ZM21 173V174H20ZM34 173V174H33ZM36 173V174H35ZM61 173V174H60ZM88 173V174H87ZM91 173V174H90ZM97 173V174H96ZM103 173V174H102ZM112 173V174H111ZM115 173V174H114ZM121 173V174H120ZM122 173L124 177V181L122 178ZM139 173V174H138ZM151 173L153 175H151ZM164 173L166 175H164ZM40 174V175H39ZM57 174L59 176H57ZM65 174V175H63ZM84 174V175H83ZM105 174V175H104ZM109 174V175H108ZM158 174V175H157ZM23 175V176H22ZM37 175V178L36 176ZM56 176L55 180L53 179ZM80 175V176H79ZM135 175V177H134ZM145 175V177H144ZM148 175V176H147ZM171 175L170 178V182L168 181L167 184V179L168 177ZM238 175V176H237ZM28 176V178H27ZM39 176V177H38ZM48 176V177H47ZM50 176V177H49ZM64 176V178H63ZM100 179H99V177ZM108 176V177H107ZM151 176V177H150ZM168 176V177H167ZM21 177V178H20ZM23 177V178H22ZM26 179H25V178ZM33 177V178H32ZM43 177V178H42ZM61 177H62V182H61ZM70 177V178H69ZM82 177V178H79ZM89 177V178H88ZM150 177V180L149 178ZM158 177V180H157ZM163 177V178H162ZM7 178V180L5 179ZM46 178V179H44ZM52 178V179H51ZM108 178V179H106ZM129 178V179H128ZM135 178V180H134ZM137 178V179H136ZM156 178V180H155ZM246 178V179H245ZM260 178V181H259ZM65 179V180H64ZM69 179V180H68ZM83 179V180H82ZM99 179V181H98ZM146 179V180H145ZM166 179V180H165ZM253 179V180H252ZM256 179V180H255ZM24 180V181H23ZM30 180V182H29ZM32 180V181H31ZM43 184H42V181ZM88 180V182H87ZM103 180V181H102ZM108 180V181H106ZM113 180V181H112ZM145 180V181H144ZM149 180V181H148ZM161 180V181H160ZM250 180V181H249ZM7 181V182H5ZM9 181V183H8ZM16 181V182H15ZM35 181V182H34ZM57 181V182H56ZM61 184H59L60 182ZM115 181V182H114ZM123 181V182H122ZM128 181V182H127ZM134 181V182H133ZM136 181V182H135ZM54 182V183H53ZM59 182V183H58ZM66 182V183H65ZM102 182V184H101ZM108 182V183H106ZM113 182V183H112ZM153 182V183H152ZM159 182V183H158ZM163 182V183H162ZM177 182H179L177 184ZM4 185H2V184ZM30 183V184H29ZM37 186H36V184ZM47 183V184H46ZM51 183V185H50ZM56 183V184H55ZM58 183V184H57ZM63 183V184H62ZM72 183V184H71ZM88 183V184H87ZM98 183V184H97ZM117 183V184H116ZM121 183V184H120ZM125 183V184H124ZM145 185H144V184ZM156 185H155V184ZM167 187H166V185ZM246 183V184H247ZM19 186H18V185ZM135 184V186H134ZM158 184V185H157ZM263 184V185H262ZM7 185V186H6ZM31 185V186H30ZM34 185V187H33ZM47 185V186H46ZM55 185V186H54ZM57 185V186H56ZM65 185V186H64ZM86 185V187H85ZM88 185V188H87ZM155 185V186H154ZM166 187L165 191L163 188L160 187ZM256 185V186H257ZM22 186V187H21ZM25 186V187H24ZM28 186V187H27ZM40 188H39V187ZM50 186V187H49ZM54 186V187H53ZM68 186V187H67ZM109 186V188H108ZM132 186V187H131ZM141 186V187H140ZM150 188H148V187ZM153 186L155 188H153ZM157 186V188H156ZM9 187H11L9 189ZM24 187V188H23ZM33 187V188H32ZM62 187V188H61ZM78 187V188H77ZM116 187V188H115ZM122 187V189H121ZM144 187V188H143ZM178 187V189H177ZM23 188V190H22ZM31 188V189H30ZM42 188V189H41ZM58 188H59V192H58ZM64 188V189H63ZM70 188V189H69ZM73 188V190L71 191V189ZM113 188V189H112ZM134 188V189H133ZM143 188V189H142ZM148 188V193L146 192V189ZM160 190H159V189ZM171 188V189H170ZM30 189V190H29ZM55 189V190H53ZM57 189V190H56ZM75 189V190H74ZM89 189V191H88ZM129 189V190H128ZM133 189V190H132ZM158 189V190H157ZM175 189V190H173ZM27 190V192L25 191ZM41 190V191H40ZM50 190V191H49ZM62 190V191H61ZM85 190V192L83 191ZM108 190V191H106ZM114 190V191H113ZM138 190V191H137ZM158 192H157V191ZM178 190V191H177ZM25 191V193H24ZM34 191V192H33ZM55 191V194H51ZM66 191V192H65ZM76 193H75V192ZM126 192V196H124V193ZM132 191V192H131ZM156 191V192H154ZM162 191V192H161ZM165 193H164V192ZM181 191V192H180ZM9 192V193H7ZM31 192V193H30ZM33 192V193H32ZM41 192V193H40ZM91 192V193H90ZM164 194V196H160V193ZM184 194H183V193ZM6 193V194H5ZM29 193V195H28ZM36 193V194H35ZM39 195H38V194ZM49 193V194H48ZM59 193V194H58ZM85 193V194H84ZM102 193V194H101ZM142 193V195H140ZM147 193V194H146ZM159 193V194H158ZM178 193V194H177ZM187 193V194H186ZM189 193V194H188ZM10 194V195H9ZM34 196H33V195ZM116 194V195H115ZM129 194V196H128ZM144 194V195H143ZM154 194V195H153ZM186 194V195H185ZM14 195V196H13ZM25 195V196H24ZM27 195V196H26ZM42 195V196H41ZM46 195V197H44ZM49 195H51L49 197ZM77 195V196H76ZM84 195V197H83ZM160 197H158V196ZM31 196V197H30ZM43 198V202L42 198ZM55 196V197H54ZM57 196V197H56ZM81 196V197H80ZM87 196V197H86ZM89 196V198H88ZM115 196V197H114ZM122 196V197H121ZM131 196V197H130ZM139 196V197H138ZM183 196V197H182ZM12 197V198H11ZM30 201H29V199ZM60 197V198H59ZM127 197V198H126ZM164 197V198H162ZM18 198V199H17ZM27 198V199H26ZM93 198H95V203L93 202ZM130 198V199H129ZM141 198V199H140ZM144 198V199H143ZM160 198V200H159ZM14 201H13V200ZM32 199V200H31ZM41 199V200H40ZM89 201H88V200ZM102 199V200H101ZM121 199V200H120ZM148 199V200H147ZM171 199H173L171 201ZM28 200V201H27ZM38 200H40L38 202ZM63 200V201H62ZM84 200V201H83ZM92 200V202H91ZM130 200V201H128ZM134 200V201H133ZM144 200V201H143ZM8 201V202H7ZM16 201V202H15ZM73 201V202H72ZM75 201V202H74ZM80 201V202H79ZM83 201V203H82ZM117 201V202H116ZM119 201V202H118ZM133 201V202H132ZM165 201V202H164ZM185 201V202H184ZM20 205H18L19 203ZM32 202L33 204L35 203V205L33 206V204L31 205L30 203ZM65 202V203H64ZM85 202V203H84ZM148 202V203H147ZM160 202V203H159ZM168 202V203H167ZM14 203V204H13ZM17 203V204H15ZM29 203V204H28ZM60 203V204H59ZM62 203V204H61ZM104 203V204H103ZM120 203V204H119ZM136 203V204H135ZM144 203V205H143ZM163 203V204H162ZM165 203V204H164ZM172 203V204H171ZM175 203V204H174ZM185 203V204H186ZM76 204V205H75ZM80 204V205H78ZM96 206H95V205ZM118 204V205H117ZM125 204V205H124ZM128 204V205H127ZM157 204V205H156ZM162 204V205H161ZM181 204V205H180ZM6 205V206H7ZM29 205V206H28ZM65 207H64V206ZM131 207H128V206ZM139 205V206H138ZM146 205V206H145ZM156 205V207H155ZM162 207H161V206ZM167 208V216L169 218V222L168 224H166V229H167V235L172 238L175 230L176 233H178L177 235V241H178V246L180 247V249L182 248L184 250V254H183V250L178 248L177 251V255L176 258L174 260H172L169 256V251H167V248L165 247V241L162 231L164 229V223L162 219V212H163V216L166 219V215L164 214V208ZM176 205V207H175ZM178 205V206H177ZM24 206V207H21ZM62 206V207H61ZM72 207V208H69ZM117 208H116V207ZM121 206V207H120ZM126 206V207H125ZM138 206V208H137ZM16 207V208H15ZM36 207V209H35ZM39 207V209L37 208ZM51 207V208H50ZM100 207V208H99ZM135 207V208H134ZM170 209H169V208ZM181 207V208H180ZM21 208V210H20ZM24 208V209H23ZM32 208V210H31ZM41 208V209H40ZM78 208V209H77ZM86 208V209H85ZM130 208V210H129ZM132 208V209H131ZM159 208H163L162 210ZM26 210L27 213H25ZM47 209V210H45ZM70 209V211H69ZM73 209L74 212H73ZM82 209V210H81ZM139 209V210H138ZM158 209V210H157ZM179 209V210H177ZM53 210V211H52ZM96 210V212H95ZM103 210V211H101ZM134 210V211H132ZM151 210V211H150ZM18 211V212H17ZM35 211V212H34ZM38 211V212H36ZM43 211V212H42ZM65 213H64V212ZM81 211V212H80ZM110 211V212H109ZM126 211V212H125ZM162 211V212H161ZM179 211V212H177ZM23 213L24 215H20ZM33 212V213H32ZM40 212V214H39ZM59 212V214H58ZM62 212V213H61ZM73 212V213H72ZM77 212V213H76ZM88 212V213H87ZM112 212V213H111ZM114 212V213H113ZM119 212V214H118ZM129 212V213H128ZM134 212H136L134 214ZM141 212V213H140ZM157 212L160 214H157ZM174 212V214H177L176 216L174 214H172ZM15 213V214H16ZM57 213V216L56 214ZM64 213V214H63ZM90 213V214H89ZM125 213V214H124ZM146 213V215L144 214ZM33 214V215H32ZM51 214L53 215V218L51 216ZM55 214V215H54ZM79 214V215H78ZM106 214V215H105ZM130 214L131 217H129L128 215ZM132 214V215H131ZM143 214V215H142ZM25 215H28L25 216ZM36 215V216H35ZM38 215V217H37ZM40 215V216H39ZM72 215V216H71ZM81 215V216H80ZM83 215V216H82ZM102 215V216H101ZM106 217H105V216ZM108 215V216H107ZM111 215L112 216L111 218ZM119 215V216H118ZM142 215V216H141ZM150 217H149V216ZM161 217H159V216ZM76 216V217H75ZM79 216V217H78ZM98 216V217H97ZM123 216V217H122ZM133 216V218H132ZM159 218H158V217ZM179 216V217H178ZM27 217V218H26ZM50 217L52 220H50ZM86 217V218H85ZM92 217V218H91ZM127 217V219H126ZM26 218V219H25ZM38 218V219H37ZM41 218V219H40ZM45 218V219H44ZM69 218V219H68ZM107 218V219H105ZM174 218H177L174 220ZM179 218V219H178ZM31 219H33L32 221H30ZM35 219V220H34ZM77 219V220H76ZM82 219V220H81ZM91 219V220H89ZM131 219V220H130ZM133 219V221H132ZM143 219V220H142ZM152 219V220H151ZM156 219V220H155ZM160 219V220H159ZM172 219V221H171ZM26 220V221H25ZM31 222H29V221ZM42 220V222H41ZM46 220V221H45ZM49 220V221H48ZM65 220V221H64ZM124 220V221H122ZM35 221V222H34ZM79 221V223H78ZM108 221V223L106 222ZM114 221V222H112ZM128 221V222H127ZM149 223H148V222ZM157 223H156V222ZM46 222V223H45ZM56 222V223H55ZM64 222V225H63ZM83 222V223H82ZM116 222V223H115ZM132 222V224L130 223ZM163 224H162V223ZM28 223V224H27ZM30 223V224H29ZM52 223V224H51ZM59 223V224H58ZM67 223L68 227H66L67 225L65 224ZM70 223V224H68ZM72 223V225H71ZM81 223V224H80ZM112 223V224H111ZM127 223V224H126ZM174 223L177 226V229L175 228V230H172L174 228ZM89 224V225H88ZM97 224V225H96ZM117 224V225H116ZM155 224V225H154ZM24 225V226H23ZM28 225V226H26ZM32 225V227H31ZM46 225V226H45ZM50 225V226H49ZM57 225V226H56ZM74 225V226H73ZM89 227H88V226ZM122 225V228H124V230L122 228H120ZM124 225V226H123ZM131 225V226H129ZM26 226V227H25ZM63 228H62V227ZM79 226V227H78ZM83 226V227H82ZM102 228H101V227ZM149 226V227H148ZM154 226V229H153ZM175 226V227H176ZM184 226V225H183ZM30 231L28 233V231L25 233L24 228H27ZM34 227V229H33ZM73 227V228H72ZM88 227V228H87ZM91 227V229H89ZM96 227V228H95ZM105 227V228H104ZM146 227V228H144ZM157 227V231L155 232ZM160 227V231L159 232V228ZM181 227V228H180ZM58 228V229H57ZM85 228V229H84ZM87 228V229H86ZM127 228V229H126ZM186 228V232L185 229ZM31 229V230H30ZM64 229V230H63ZM68 229V230H67ZM76 229V230H75ZM122 229V230H121ZM154 231H152V230ZM180 229V230H179ZM56 230V231H55ZM80 230V231H79ZM178 230V231H177ZM32 231L35 232V234H32ZM41 231V232H40ZM44 231V232H43ZM46 231V232H45ZM65 231V233H64ZM92 231V232H91ZM97 231V232H96ZM133 231V232H132ZM145 231V232H144ZM67 232V234H66ZM75 232V233H74ZM81 232V233H80ZM89 232V233H88ZM95 232V233H94ZM152 232V233H151ZM182 232H183V236H182ZM28 235V237H26L25 234ZM72 233V234H71ZM180 233V234H179ZM187 233V234H186ZM42 234V235H41ZM54 234V235H53ZM71 234V235H70ZM77 234V235H76ZM92 234V235H91ZM97 236H96V235ZM111 234V235H110ZM146 234V235H145ZM162 234V235H161ZM25 235V236H24ZM30 235V236H29ZM49 235V236H48ZM56 235V236H55ZM68 235V236H67ZM101 235V236H100ZM105 235V236H104ZM150 235V236H149ZM154 237H152V236ZM187 235V236H186ZM74 236V237H73ZM79 236V237H77ZM149 236V238H148ZM156 236V237H155ZM41 238V240H39V238ZM45 237V238H44ZM77 237V238H76ZM87 237V238H86ZM98 237V238H97ZM103 237V238H101ZM107 237V238H105ZM161 237V238H159ZM182 237V238H181ZM55 238V239H54ZM59 238V239H58ZM68 238V240H67ZM73 238V239H71ZM76 238V239H75ZM91 238V239H90ZM109 238V239H108ZM144 238V239H143ZM154 238V239H153ZM179 238V240H178ZM185 238V239H184ZM90 239V241H89ZM101 239V240H100ZM148 239H150L148 241ZM152 239V240H151ZM176 239V238H175ZM47 240V241H46ZM51 240V241H50ZM146 240V242H145ZM154 240V241H153ZM43 241V242H42ZM55 241V242H54ZM61 241V242H60ZM75 241V242H74ZM80 241V242H79ZM144 241V243H143ZM185 241V243H183ZM40 245H39V243ZM49 242V243H47ZM73 242V244H72ZM82 242V243H81ZM91 242V243H90ZM149 242V244H148ZM163 242V243H162ZM76 243V244H75ZM84 243V244H83ZM99 243V244H98ZM104 243V244H103ZM156 243V244H155ZM160 243V244H159ZM186 243H188V245H186ZM83 244V245H82ZM94 244V246H93ZM109 244V245H108ZM160 246H159V245ZM164 244V246L161 248V246ZM182 244V247H181ZM51 247H50V246ZM58 245V246H57ZM78 245V246H77ZM104 245V246H103ZM143 249H142V246ZM147 245V246H146ZM40 246V247H39ZM44 247V248H41ZM47 246V247H46ZM80 250H78L76 247ZM91 246V247H90ZM153 246V247H152ZM177 246V247H178ZM186 246V247H185ZM72 247V248H71ZM87 247V248H86ZM97 247V249H96ZM104 247V248H103ZM150 249H149V248ZM156 250H155V248ZM185 247V248H184ZM41 248V249H40ZM48 248V249H47ZM52 248V249H51ZM61 248V249H60ZM64 248V249H63ZM69 248V249H68ZM84 248V249H83ZM90 248V249H89ZM107 248V249H106ZM146 248V249H145ZM55 249V251L53 250ZM59 251H58V250ZM67 249V251H66ZM74 249V250H73ZM111 249V250H110ZM145 249V251H144ZM159 249V250H158ZM187 249V250H185ZM190 249V250H189ZM42 250V251H41ZM51 250V251H50ZM88 250V251H87ZM90 250V251H89ZM97 250V251H96ZM106 250V252H105ZM149 250V251H148ZM158 250V251H157ZM61 251V252H60ZM63 251V252H62ZM104 251V252H103ZM108 251V252H107ZM128 251V252H127ZM152 251V252H151ZM162 251V252H161ZM187 251V252H186ZM46 254H44V253ZM147 252V253H145ZM42 253V254H41ZM64 253V254H63ZM68 253V254H67ZM94 253V254H93ZM108 253V254H107ZM112 255H111V254ZM164 253V254H163ZM167 255H166V254ZM70 254V255H69ZM76 254V257H75ZM84 254V255H83ZM99 254V255H97ZM106 254V255H105ZM147 254V255H145ZM183 254V255H182ZM190 254V255H189ZM44 255V256H42ZM65 255V256H64ZM89 255V256H88ZM94 255V256H93ZM103 255V256H102ZM160 255V257H159ZM163 255V256H162ZM185 255V256H184ZM229 255V253H228ZM227 255V258L230 260L228 261L229 264H235L237 263L236 259L234 261L233 258H229ZM231 255V254H230ZM68 256V257H67ZM80 256V257H79ZM82 256V257H81ZM93 256V257H92ZM99 256V257H98ZM167 256V257H166ZM187 256V257H186ZM45 257V258H44ZM59 257V259H58ZM61 257V258H60ZM71 257V258H70ZM75 257V258H74ZM90 257V258H89ZM148 257L150 259H148ZM164 257L166 258L164 259ZM190 257V258H189ZM192 257V258H191ZM221 257V256H220ZM218 256V259H216V264H221L222 261V257L220 258ZM54 258V259H53ZM68 258V259H67ZM84 258V259H83ZM95 258V259H94ZM63 259V260H62ZM112 259V260H111ZM116 259V260H114ZM164 259V260H163ZM194 259V260H193ZM47 260V261H46ZM58 260V261H57ZM61 260V261H60ZM69 260V261H68ZM82 260V261H81ZM88 260V262H87ZM99 260V261H98ZM158 260V261H157ZM172 260V261H171ZM1 261V260H0ZM51 261V262H50ZM55 261H57V263H55ZM67 261V262H66ZM79 263H78V262ZM81 261V262H80ZM90 261V262H89ZM95 261L97 263H95ZM109 261V262H108ZM132 261V262H131ZM151 261V262H150ZM158 263H157V262ZM190 261V262H189ZM194 261V262H191ZM220 261V263H219ZM85 262V263H84ZM94 262V263H93ZM161 262V263H160ZM164 262V263H163ZM231 262V263H230ZM40 262H38L39 264ZM174 263V264H175ZM1 264V262H0ZM41 264V263H40Z\"/></svg>", "mask_w": 264, "mask_h": 264}, {"label": "bare ground", "instance_id": "obj_2", "mask_svg": "<svg viewBox=\"0 0 264 264\" xmlns=\"http://www.w3.org/2000/svg\"><path fill=\"white\" fill-rule=\"evenodd\" d=\"M1 1V0H0ZM5 1V0H4ZM24 1V0H23ZM32 1V0H31ZM50 1V0H49ZM52 3L54 0H51ZM62 1V0H61ZM69 1V0H68ZM77 1V0H76ZM80 1V0H79ZM83 1V0H82ZM108 1V0H107ZM106 0H91L89 2H91L92 7V11H93V16H92V20H93V28L92 31L94 33V36L96 35L95 39H97L100 42V39L102 36H107V42L106 45H109V49L111 50V52L108 55L109 57V62L107 60V62L110 65H107L109 67V71L111 72L112 77L109 76V71H108V75L103 74L105 77H110V79H108V87H107V83L104 87V89L102 88V90H108L106 98L104 96L105 99H103L102 102V98H98V100H100L101 103H99L101 108V113L99 111V117H100V121L104 124V125H108L110 128L107 127V129H111L109 130L110 133L111 131L113 133L118 132V126L119 124L123 121V122H128V117L127 114L128 112H130V121L131 122L129 125L130 127L132 125H135L137 129H139V127H143L144 124L143 123H147L148 121H146V119L150 118V115L152 112H156L159 113L158 111V106L156 100L153 97V90L156 89L155 87H158V85L161 87L162 91H165L164 94V105H165V109H164V113H163V135H162V143H161V153L160 156L163 161L167 162L168 165V169H170L172 171V174L175 175V165H179L176 168H180L178 171L180 172L179 178L181 180V182L184 184V186L187 185V183L190 186L191 189V196L189 198V200L187 201V203H183L184 205L182 206L181 211L180 212V219H179V223L180 226L182 225V227H186L187 231H189L188 233V237H190L189 242H191L190 244L192 245L194 252L192 251V254H195V258L198 259L197 264H216V259H218V256L222 259V263L221 264H229L228 261H230L227 258V255L229 258H233L234 261L236 259L237 263L235 264H264V186L258 187V185L255 183L253 185L252 181L249 183H245L239 182V180L237 179V177H235V173H237L236 169H234V162L233 157L229 158L227 156V145L228 144V140L229 136L232 135L236 130H238V119L239 117L244 114L242 112H239V110H237L235 108L236 103L240 100H243L244 98V94L241 91L244 88V85H246L245 88L250 89L251 92L254 94H256L257 89H262L264 86V0H117L119 1L118 3L121 5L119 8H112L113 5L112 3L109 4ZM112 0H110L111 2ZM116 4L114 7H118L119 5ZM26 2V1H25ZM34 2V1H33ZM39 5L40 0H37ZM47 2V1H46ZM55 2H58V0ZM63 2V1H62ZM61 2V3H62ZM67 2V1H65ZM9 3V2H7ZM20 3V2H19ZM23 3V2H21ZM20 3V4H21ZM27 3V2H26ZM29 3V2H28ZM45 3V1H44ZM48 3V2H47ZM50 3V2H49ZM61 3H59L60 5H62ZM73 3V1H72ZM77 3V2H76ZM80 3V2H79ZM83 3V2H82ZM87 2H85L86 4ZM43 4V2H42ZM58 4V5H59ZM70 4V3H69ZM112 5V7H110ZM2 5V4H1ZM35 5V7H36ZM56 5V3L54 4ZM74 5V3H73ZM84 4H82L81 6H83ZM117 5V6H116ZM14 6V5H13ZM25 6V5H24ZM27 6V5H26ZM31 6V5H30ZM50 6V5H49ZM53 6V4H52ZM66 6L68 7V5L66 4ZM75 6V5H74ZM80 6V7H81ZM89 6V5H87ZM85 5V7H87ZM7 7V6H6ZM5 7V8H6ZM10 7V6H9ZM29 7V6H28ZM46 7V6H45ZM51 7V6H50ZM58 8H60L59 6H57ZM65 7V6H63ZM62 7V8H63ZM79 7V5H78ZM126 7V9L124 10V8ZM22 8V7H21ZM56 8V6H55ZM76 8V7H75ZM88 8V9H89ZM9 9V8H8ZM31 9L32 6H31ZM39 9V8H38ZM44 8H42L41 6V2H40V13L43 14ZM51 9V8H50ZM61 9V8H60ZM69 9V8H68ZM71 9V8H70ZM83 9V8H82ZM87 9V10H88ZM28 10V9H27ZM54 10V8H53ZM51 10V11H53ZM58 10V9H57ZM77 10V9H76ZM85 10V9H83ZM86 10V11H87ZM123 10V11H122ZM8 11V10H7ZM17 11V10H16ZM20 11V10H19ZM31 11V10H30ZM35 11V10H34ZM37 11V10H36ZM56 11V10H55ZM79 11V9H78ZM91 11V10H90ZM91 11V12H92ZM6 12V11H5ZM24 12V10L22 11ZM50 12V11H48ZM70 12V11H69ZM74 12V10H73ZM72 12V13H73ZM84 12V11H83ZM119 12H123V14L119 15ZM2 13V12H1ZM0 13V14H1ZM4 13V11H3ZM10 13V12H9ZM12 13V12H11ZM38 13V11H37ZM47 13V12H46ZM59 13V12H58ZM71 13V12H70ZM71 13V14H72ZM76 13H78L76 11ZM82 13V12H81ZM89 13V11H88ZM23 14V13H22ZM35 14V13H33ZM39 14V13H38ZM41 14L37 15L40 16ZM53 15H55L52 12ZM57 14V13H56ZM83 14V13H82ZM14 15V14H13ZM29 15V14H28ZM31 15V14H30ZM62 15V14H60ZM67 15V14H65ZM63 15V16H65ZM1 16V15H0ZM26 16V15H25ZM24 16V17H25ZM36 16V17H37ZM44 16V15H43ZM41 15V18L43 17ZM56 16V15H55ZM59 16V14H58ZM72 16V15H71ZM88 16V15H87ZM91 16V13H90ZM3 17V16H2ZM12 17V16H11ZM10 17V18H11ZM33 17V16H32ZM46 17V15H45ZM51 16L49 15V18ZM70 17V16H69ZM74 17V16H72ZM82 17V16H80ZM20 18V17H19ZM29 18V17H28ZM27 18V19H28ZM62 18V17H61ZM68 18V15H67ZM118 18V20L121 22V24H125L126 25V30L129 33V35L131 34V37L133 36L134 38H138V43L136 42V45L138 44V49L137 51H139L136 54H139V59L134 60L135 58L132 59V61L130 59H124V57H122V53H123V45L122 43H117V41H115V39H113L114 36L111 35V26H113V23L115 22V20ZM7 19V18H6ZM15 19V18H14ZM26 19V17H25ZM33 19V18H32ZM46 19V18H45ZM54 19V18H53ZM64 19V18H63ZM66 19V18H65ZM69 19V18H68ZM76 19V17H75ZM82 19V18H81ZM90 19V18H89ZM2 19H0L1 21ZM13 20V17H12ZM38 20V19H37ZM50 20V19H49ZM55 20V19H54ZM59 20V19H58ZM61 20V19H60ZM22 21V20H21ZM25 21V20H24ZM52 21V19H51ZM62 21V20H61ZM65 21V20H64ZM76 21V20H75ZM78 21V20H77ZM82 21V20H80ZM11 22V21H10ZM13 22V21H12ZM16 22V21H15ZM14 22V23H15ZM28 22V21H27ZM41 22V21H40ZM44 22H46L44 20ZM6 22L4 23L3 20V24H6ZM51 23V22H50ZM56 23V22H55ZM60 23V21H59ZM66 23V22H65ZM78 23V22H77ZM80 23V22H79ZM85 23V22H84ZM9 24V23H8ZM18 24V23H17ZM27 23H25L26 25ZM34 24V23H33ZM32 24V25H33ZM41 24V23H40ZM39 24V25H40ZM49 24V21L48 23ZM58 24V23H57ZM67 24V23H66ZM74 24V23H73ZM13 26V24H11ZM38 25V26H39ZM60 25L62 26V23H60ZM81 25V23H80ZM91 25V23H90ZM21 26V25H20ZM35 26V25H34ZM37 26V27H38ZM50 25H47V27ZM77 26V24H76ZM91 26V27H92ZM115 26V25H114ZM122 26V25H121ZM11 27V26H10ZM29 27V26H28ZM55 27V25H54ZM59 27V26H58ZM66 27V25H65ZM68 27V25H67ZM81 27V26H80ZM125 27V26H124ZM32 28V27H31ZM50 28V27H49ZM77 28V27H76ZM87 28V27H86ZM15 29V27H14ZM35 29V28H34ZM33 29V30H34ZM38 29V28H37ZM41 29V28H40ZM47 29V28H46ZM44 29V30H46ZM52 29V28H51ZM55 29V28H54ZM60 29V28H59ZM58 29V30H59ZM66 29V28H65ZM70 29V28H69ZM73 29V28H72ZM114 29V28H112ZM119 29V28H118ZM117 29V30H118ZM123 29V28H122ZM124 29V30H125ZM11 30V29H10ZM21 30V28H20ZM32 30V29H31ZM28 30V31H31ZM71 30V29H70ZM75 30V28H74ZM89 30V29H88ZM121 30V29H120ZM119 30V31H120ZM22 31V30H21ZM49 31V30H48ZM52 31V30H50ZM68 31V30H67ZM77 31V30H75ZM14 32V30H13ZM18 32V31H17ZM26 32V31H25ZM33 32V31H32ZM35 32V31H34ZM40 32V30H39ZM44 32V31H43ZM46 32V31H45ZM56 32V30H55ZM74 32V31H73ZM84 32V31H83ZM15 33V32H14ZM30 33V32H29ZM48 33V32H47ZM63 33V32H61ZM65 33V30H64ZM77 33V32H76ZM74 32V34H76ZM21 34V33H20ZM24 34V33H23ZM22 34V36L24 37V35ZM37 34V33H36ZM41 34V33H40ZM46 34V33H45ZM51 34V32H50ZM57 34V32H56ZM70 33H68L69 35ZM72 34V33H71ZM118 35V33H116ZM126 34V32H125ZM10 35V34H9ZM39 35V34H38ZM38 35H36V37H38ZM58 35V34H57ZM57 35H55L57 37ZM77 35V34H76ZM121 35V33H120ZM18 36V35H16ZM52 37L54 35H51ZM64 36V35H63ZM73 36V34H72ZM92 36V35H91ZM112 36V38H110ZM127 36V35H126ZM41 37V36H40ZM43 37V36H42ZM49 37V36H48ZM48 37L47 40L49 39ZM60 37V36H59ZM71 37V36H70ZM69 37V38H70ZM119 37V36H118ZM8 38V37H7ZM17 38V37H16ZM16 38L14 41H16ZM26 39V37H24ZM44 38V37H43ZM42 38V39H43ZM58 38V37H57ZM56 38V39H57ZM61 38V37H60ZM91 38V37H90ZM106 38V37H105ZM132 38V39H134ZM135 38V39H136ZM21 39V38H20ZM33 39V38H32ZM41 38L39 40H42ZM63 39V38H62ZM62 39H60L62 41ZM77 39V37H76ZM94 40V38H92ZM91 39V41H92ZM9 42V39H7ZM6 40V41H7ZM18 40V39H17ZM29 40V39H28ZM46 40V39H45ZM58 40V39H57ZM66 40V39H65ZM87 40V39H86ZM122 40V39H121ZM125 40V39H124ZM130 40V39H129ZM128 40V41H129ZM77 41V40H75ZM104 42V40H102ZM134 41V40H132ZM45 42V41H44ZM66 42V41H65ZM64 42V43H65ZM69 42V41H68ZM85 42V41H84ZM83 42V43H84ZM87 42V41H86ZM120 42V41H119ZM13 43V42H12ZM31 43V41L29 42ZM33 43V42H32ZM36 43V41H35ZM43 43V42H42ZM59 43V42H58ZM62 43V42H61ZM60 43V44H61ZM82 43V42H81ZM90 43V42H89ZM88 43V44H89ZM127 43V42H126ZM10 44V43H9ZM20 44V43H19ZM22 44V43H21ZM20 44V45H21ZM41 44V43H40ZM44 44V43H43ZM59 44V45H60ZM91 44V43H90ZM97 44V43H96ZM101 44V43H100ZM129 44V42L127 43ZM141 44V45H140ZM54 45V44H53ZM63 46V44H61ZM68 45V44H67ZM78 45V44H77ZM92 45V44H91ZM91 45H89V47H91ZM94 45V44H93ZM105 45V44H104ZM126 45V44H125ZM131 45V43H130ZM135 45V44H134ZM7 46V45H6ZM52 46V45H51ZM66 46V45H64ZM73 46V45H71ZM96 46V45H95ZM101 46V45H100ZM133 46V44H132ZM27 47V46H26ZM25 47V48H26ZM30 47V46H29ZM33 47V46H32ZM37 48V46H35ZM79 47V46H78ZM106 47V46H105ZM125 47V46H124ZM11 48V47H10ZM24 48V47H23ZM39 48V47H38ZM51 48V47H50ZM62 48V47H61ZM66 48V47H65ZM102 48V47H101ZM134 48V47H132ZM131 48V49H132ZM137 48V46L135 47ZM134 48V49H135ZM13 49V48H12ZM19 48L17 47V50ZM32 49V48H31ZM40 49V48H39ZM41 49H42V45H41ZM40 49V50H41ZM59 49V48H57ZM70 49V48H69ZM80 49V48H79ZM78 49V50H79ZM90 49V48H89ZM108 49V48H107ZM9 50V49H8ZM51 50V49H49ZM68 50V49H67ZM85 50V49H84ZM94 50V49H93ZM4 51V50H3ZM15 51V50H14ZM55 51V50H54ZM57 51V50H56ZM62 51V50H61ZM82 51V50H80ZM100 51V48H99ZM109 51V50H108ZM125 51V50H124ZM136 51V50H135ZM17 52V51H16ZM26 52V49H25ZM32 52V51H31ZM35 52V50L33 51ZM32 52V54H33ZM70 52V51H69ZM96 52V51H93ZM105 52V51H104ZM10 53V51H9ZM41 53V52H39ZM56 53V52H55ZM65 53V51L63 52ZM73 52H71L70 54H72ZM77 53V52H76ZM84 53V52H83ZM82 53V54H83ZM88 53V52H87ZM86 53V54H87ZM98 53V52H97ZM107 53V52H105ZM200 53V54H199ZM19 54V53H18ZM43 53H41L42 55ZM67 54V51H66ZM79 53H77L78 55ZM100 54V53H99ZM102 54V53H101ZM104 54V53H103ZM133 54V52H132ZM2 55V54H0ZM38 55V54H37ZM60 55V54H59ZM76 55V54H75ZM80 55V54H79ZM104 55V56H107ZM127 55V54H126ZM3 56V55H2ZM1 56V58H2ZM11 56V55H10ZM18 56V55H17ZM21 56V55H20ZM24 56V55H23ZM30 56V55H29ZM67 56V55H66ZM83 56V55H81ZM85 56V55H84ZM125 56V55H124ZM33 56L31 55V58ZM36 57V55H35ZM34 57V58H35ZM44 57V55H43ZM52 57V56H51ZM54 57V56H53ZM62 57V56H61ZM70 57V56H68ZM80 57V56H79ZM78 57V58H79ZM86 57V56H85ZM83 57V58H85ZM103 57V56H102ZM4 58V57H3ZM13 58V57H11ZM15 58V57H14ZM18 58V57H17ZM26 58V57H25ZM33 58V59H34ZM38 58V57H37ZM63 58V57H62ZM65 58V57H64ZM77 58V60H78ZM88 58H90L88 56ZM104 58V57H103ZM137 58V57H136ZM16 59V58H15ZM21 59V58H20ZM40 59V57H39ZM58 59V58H57ZM82 59V58H81ZM1 60V59H0ZM6 60V59H5ZM9 60V59H8ZM27 60V59H26ZM25 60V61H26ZM32 60V59H31ZM42 60V59H41ZM67 60V59H66ZM76 60V58H75ZM76 60V62H77ZM80 60V58H79ZM84 60V59H83ZM88 59L86 58V61ZM127 60V62H126ZM133 63H130V61ZM2 61V60H1ZM37 61V59H36ZM46 61V60H45ZM48 61V60H47ZM56 61V60H55ZM58 61V60H57ZM73 61V60H71ZM81 61V60H80ZM79 61V63H80ZM85 61V62H86ZM89 61V60H88ZM93 61V60H92ZM4 62V61H3ZM2 62V63H3ZM8 62V61H7ZM16 62V61H15ZM24 62V60H23ZM33 62V61H32ZM35 62V61H34ZM39 62V60H38ZM43 62V61H42ZM49 62L52 63V61L50 60ZM65 62V61H64ZM74 62V61H73ZM96 62V60H95ZM46 65V62H44ZM48 63V62H47ZM57 63V62H56ZM92 63V62H91ZM97 63V62H96ZM99 63V62H98ZM1 64V62H0ZM8 64V63H7ZM14 64V63H13ZM16 64V63H15ZM21 64V63H20ZM25 64V63H24ZM35 64V63H32ZM41 64V63H39ZM73 64V63H72ZM95 64V63H94ZM2 65V64H1ZM54 65V64H53ZM76 65V64H75ZM81 65V64H80ZM84 65V63H83ZM87 65V64H86ZM89 65H91L89 63ZM103 65V64H102ZM22 66V65H21ZM25 66V65H24ZM32 66V65H31ZM43 66V65H41ZM57 66V65H56ZM62 66V64H61ZM97 66V65H96ZM2 66H0L1 68ZM6 67V66H5ZM4 67V70H5ZM17 67V66H16ZM44 67V66H43ZM46 67V66H45ZM59 67V66H58ZM63 67V66H62ZM60 67V68H62ZM77 68V66H75ZM82 67V66H81ZM79 67V68H81ZM84 67V66H83ZM86 67V66H85ZM88 67V66H87ZM86 67V68H87ZM101 67V66H100ZM11 69V67H8ZM41 68V67H39ZM54 68V67H53ZM64 68V67H63ZM90 68V66L88 67ZM104 68V67H103ZM25 69V68H24ZM23 69V70H24ZM52 69V68H50ZM56 69V68H54ZM71 69V68H70ZM74 69V68H73ZM92 69V67H91ZM96 69V68H95ZM98 69V68H97ZM104 69H107L106 66ZM2 70V69H0ZM7 70V69H6ZM9 70V69H8ZM31 70V69H30ZM33 70V69H32ZM39 70V69H38ZM43 70H45V68H43ZM58 70V68H57ZM66 70V69H65ZM69 70V68H68ZM80 70V69H78ZM77 70V72H78ZM87 70V69H85ZM94 70V69H93ZM11 71V70H10ZM21 71V70H20ZM29 71V70H28ZM36 71V70H35ZM62 71V70H61ZM81 71V70H80ZM88 71V70H87ZM7 72V71H5ZM24 72V71H23ZM26 72V71H25ZM24 72V73H25ZM51 72V71H50ZM57 72V71H56ZM60 72V69H59ZM100 72V71H99ZM40 73V71H39ZM46 73V72H45ZM48 73V72H47ZM53 73V72H52ZM88 73V72H87ZM95 73V71H94ZM11 74V73H9ZM13 74V73H12ZM22 74V73H21ZM35 74V73H34ZM49 74V73H48ZM56 74V73H55ZM61 74V73H60ZM67 74V72H66ZM73 74V73H72ZM91 74V73H90ZM23 75V74H22ZM45 75V74H43ZM47 75V74H46ZM69 75V74H67ZM79 75V74H78ZM77 75V76H78ZM88 75V74H85ZM92 75V74H91ZM96 75V74H95ZM6 76V75H5ZM21 76V75H20ZM26 76V75H25ZM62 76V75H61ZM90 76V75H89ZM101 76V75H100ZM24 77V76H22ZM43 77V76H42ZM53 77V76H52ZM70 77V76H69ZM68 77V78H69ZM73 77V76H72ZM88 77V76H87ZM95 77V76H94ZM102 78V80L105 82L106 78ZM12 78V77H11ZM20 78V77H19ZM27 78V77H26ZM25 78V79H26ZM48 78V77H47ZM59 78V77H58ZM77 78V77H75ZM83 78V77H82ZM78 79L79 80H82ZM91 78V77H90ZM96 78V77H95ZM5 79V77H4ZM3 79V80H4ZM10 79V78H7ZM28 79V78H27ZM38 78H36L37 80ZM88 79V78H86ZM85 79V80H86ZM2 80V81H3ZM12 80V79H11ZM16 80V79H15ZM35 80V79H33ZM42 80V79H41ZM59 80V79H58ZM71 80V78H70ZM84 80V81H85ZM88 83L90 82V79H88ZM96 81V79H94ZM93 80V81H94ZM101 80V82H102ZM30 81V79H29ZM61 81V79H60ZM59 81V82H60ZM65 81V79H64ZM77 81V80H76ZM93 81L91 83H93ZM94 81V82H95ZM99 81V80H98ZM182 81H184L183 86L181 85ZM211 81V82H210ZM1 82V81H0ZM7 82V81H5ZM33 82V81H32ZM47 82V81H46ZM107 82V81H106ZM215 84L217 92H219L218 95H220L218 98L216 96L213 95V98L215 102H218V104L216 103V105L214 106L212 102L211 105H213L214 107V119L216 121V128H215V132L213 137L211 138V145L208 146L205 139L203 141V138L205 137L204 133L205 130L203 131V127H201L200 129V121L202 118H204L203 112L201 111H197L199 110L198 103H195L197 99L195 93H192V88H195L194 85L191 84H197L200 87H203V91L208 90L210 83ZM40 83V82H39ZM43 83V82H42ZM53 83V82H51ZM87 83V85H88ZM111 83V84H110ZM207 83L209 84L207 86ZM16 84V83H15ZM22 84V83H21ZM27 84V83H26ZM44 84V83H43ZM65 84V83H64ZM63 84V85H64ZM71 84V83H70ZM78 84V83H77ZM83 84V82L81 83ZM85 84V83H84ZM98 84V83H97ZM105 84V83H104ZM36 85V84H35ZM59 85V84H58ZM74 85V84H73ZM71 85V86H73ZM4 86V84H3ZM39 86V85H38ZM42 86V85H41ZM67 86V85H66ZM70 86V87H71ZM78 86V85H77ZM91 86V85H90ZM96 86V85H95ZM185 86V87H184ZM194 86V87H193ZM8 87V86H7ZM21 87V86H20ZM34 87V86H33ZM62 87V86H61ZM76 87V86H75ZM73 87V88H75ZM80 87V86H79ZM87 87V86H86ZM100 87V85L98 86ZM215 87V86H212ZM15 88V87H14ZM45 88V87H44ZM51 88V87H50ZM65 88V87H64ZM82 88V87H81ZM85 88V87H84ZM91 88V87H90ZM97 88V87H95ZM188 88L192 91L189 90ZM1 89V88H0ZM17 89V88H16ZM58 89V88H57ZM94 89V88H93ZM92 89V90H93ZM183 89V90H181ZM20 90V89H18ZM23 90V89H22ZM55 90V89H54ZM60 90V88L58 89ZM57 90V91H58ZM63 90V89H62ZM65 90V89H64ZM75 90V89H74ZM81 90V89H80ZM90 90V92L92 91ZM97 90V89H95ZM159 90V89H158ZM177 90H181L183 91V93L180 91L181 96H184V101H185V105L190 109V110H196V108L194 107L195 105L197 106V110L192 113V116L195 117V124H191L188 127H185V129H180L179 125L177 127L176 122L178 121H174L172 122L170 119V112H171V108L172 105L175 101V97L176 94L175 92ZM263 90V89H262ZM17 91V90H16ZM32 91V90H31ZM47 91V90H46ZM54 91V92H57ZM71 91V90H70ZM73 91V90H72ZM82 91V90H81ZM98 91V90H97ZM202 91V90H201ZM209 91V90H208ZM2 92V91H1ZM5 92V91H4ZM15 92V91H14ZM44 92V91H43ZM52 92V91H51ZM50 92V93H51ZM67 93V91H65ZM84 92V91H83ZM102 92V91H101ZM178 92V91H177ZM195 92V89H194ZM3 93V92H2ZM13 93V92H11ZM20 93V92H19ZM31 93V92H30ZM39 93V92H38ZM47 93V92H46ZM45 93V94H46ZM59 93V92H58ZM65 93V95H66ZM74 93V92H73ZM88 93V92H87ZM98 93V92H96ZM100 93V92H99ZM104 93V91H103ZM160 93V92H159ZM211 93V92H210ZM5 94V93H3ZM17 94V93H16ZM48 94V93H47ZM53 94V93H52ZM72 94V93H71ZM81 94V93H80ZM95 94V92H94ZM163 94V92H162ZM161 94V95H162ZM194 94V97H193ZM32 95V93H31ZM29 95V96H31ZM34 95V94H33ZM44 95V94H43ZM68 95V94H67ZM74 95V94H73ZM82 95V94H81ZM93 95V94H92ZM198 95V94H197ZM217 95V94H216ZM257 95V94H256ZM2 96V95H1ZM14 96V95H13ZM36 96V95H35ZM75 96V95H74ZM90 96V95H89ZM94 96V95H93ZM97 96V94H96ZM247 96V95H246ZM19 97V96H18ZM21 97V96H20ZM24 97V95H23ZM39 97V96H36ZM44 97V96H43ZM49 97V96H48ZM52 97V96H51ZM59 97V96H58ZM69 97V96H68ZM66 96V98H68ZM78 97V96H77ZM87 97V96H86ZM95 97V96H94ZM210 97V96H209ZM259 97L261 98V96L259 95ZM4 99V96L2 97ZM8 99H10L9 97H7ZM25 98V97H24ZM28 98V97H27ZM50 98V97H49ZM70 98V97H69ZM79 98V97H78ZM77 98V100H78ZM206 98V97H205ZM211 96V99H213ZM254 98V97H253ZM252 98V99H253ZM6 99V98H5ZM36 99V98H34ZM52 99V98H51ZM50 99V101H51ZM62 99V98H60ZM71 99V98H70ZM87 99V98H86ZM257 99V98H256ZM65 100V99H64ZM81 100V99H80ZM97 100V101H98ZM155 100V102H154ZM196 100V101H195ZM255 102V99H253ZM2 101V100H1ZM8 101V100H7ZM5 100V102H7ZM11 101V100H10ZM9 101V102H10ZM16 101V100H15ZM29 101V100H28ZM38 101V100H37ZM49 101V100H48ZM49 101V102H50ZM59 101V100H57ZM71 103L73 100H70ZM95 101V100H94ZM96 101V102H97ZM161 101V100H160ZM180 101V100H179ZM183 101V102H184ZM208 101V100H207ZM251 101V100H250ZM258 101H261V99H259ZM76 102V101H75ZM181 102V101H180ZM249 102V101H248ZM247 102V103H248ZM252 102V104H253ZM14 102H12L13 104ZM18 103V102H17ZM27 103V102H26ZM30 103V102H29ZM28 103V104H29ZM38 103V102H35ZM42 103V102H41ZM53 103V102H52ZM56 103V102H54ZM59 103V102H58ZM66 103V102H64ZM70 103V105H72ZM78 103V102H77ZM161 103V102H160ZM195 103V104H194ZM251 103V102H250ZM3 104V102H2ZM10 104V105H12ZM20 104V103H19ZM63 104V103H62ZM74 104V103H73ZM86 104V103H85ZM96 104V103H95ZM194 104V106H193ZM240 104V103H238ZM9 105V104H8ZM38 105V104H37ZM48 105V104H47ZM52 105V104H51ZM69 105V104H68ZM89 105V104H88ZM163 105V106H164ZM180 105V103H179ZM183 105V104H182ZM200 105V104H199ZM210 105V103H209ZM219 105V106H217ZM244 105V104H243ZM6 106V105H5ZM20 106L22 107V105L20 104ZM32 106V105H31ZM44 106V105H43ZM49 106V105H48ZM56 106V105H55ZM73 106V105H72ZM79 106V105H77ZM76 106V108H77ZM185 106V107H186ZM193 106V107H192ZM247 106V105H245ZM243 106V107H245ZM255 106V104H254ZM4 107V106H3ZM9 107V106H8ZM16 107V106H15ZM14 107V108H15ZM38 107V106H37ZM36 107V109H37ZM45 107V106H44ZM62 107V105H61ZM68 107V106H67ZM75 107V106H73ZM81 107V106H80ZM90 107V106H89ZM95 107H98L97 105H95ZM206 107V106H205ZM237 107V106H236ZM10 108V107H9ZM24 108V106H23ZM26 108V107H25ZM64 108V106H63ZM70 108V107H69ZM202 108V106H201ZM204 108V107H203ZM202 108V109H203ZM250 108V107H249ZM252 108V107H251ZM250 108V109H251ZM259 107L256 108V110ZM19 109V108H18ZM17 109V110H18ZM55 109V108H54ZM61 109V108H60ZM68 109V108H66ZM75 109V108H74ZM96 109V108H95ZM175 109V108H174ZM179 109V108H178ZM186 109V108H185ZM255 109V107H254ZM8 110V109H6ZM14 110V109H13ZM26 110L28 111V109L26 108ZM34 110V109H33ZM42 110V109H41ZM48 110V108H47ZM78 110V109H77ZM76 110V112H77ZM84 110V108H83ZM122 113V118L120 119L121 121H119V119H116V113ZM151 110V111H150ZM181 110V109H180ZM244 110V109H243ZM255 110V111H256ZM259 110V109H258ZM263 110V109H262ZM12 111V110H10ZM20 111V110H19ZM22 111V110H21ZM20 111V112H21ZM32 111V109H31ZM37 111V110H34ZM40 111V109H39ZM54 111V110H53ZM56 111V110H55ZM54 111V112H55ZM58 111V109H57ZM82 111V110H81ZM97 111V109H96ZM116 111V113H114ZM182 111V110H181ZM189 111V110H187ZM209 111V110H208ZM245 111V110H244ZM252 111V110H251ZM254 111V112H255ZM7 112V111H6ZM13 112V111H12ZM16 112V111H15ZM18 112V111H17ZM63 112V111H62ZM60 112V113H62ZM69 112V111H68ZM75 112V111H73ZM151 112V113H150ZM177 112V111H176ZM185 112V111H184ZM250 111H247V115L252 116V113ZM253 112V111H252ZM259 112V111H258ZM23 113V112H22ZM27 113V112H26ZM48 113V112H47ZM67 113V112H66ZM70 113V112H69ZM81 113V112H80ZM113 113L114 118H113ZM186 113V112H185ZM14 114V113H13ZM17 114V113H16ZM19 114V112H18ZM36 114V113H34ZM50 114V113H49ZM53 114V113H52ZM50 114V115H52ZM75 114V113H74ZM94 116V113H92ZM176 115V113H174ZM191 114V113H190ZM205 114V113H204ZM257 114V111H256ZM255 114V115H256ZM259 114V113H258ZM264 114V113H263ZM11 115V114H10ZM38 115V114H37ZM40 115V113H39ZM72 115V114H71ZM80 115V114H79ZM119 115V114H118ZM149 115V116H148ZM153 115V114H152ZM160 115V114H159ZM162 115V114H161ZM180 115V113H179ZM3 116V115H2ZM20 117H22L19 114ZM24 116V115H23ZM84 116V114L82 115ZM86 116V114H85ZM97 116V115H95ZM94 116V117H95ZM149 118H146V117ZM174 116V115H173ZM243 116V115H242ZM248 116V117H249ZM254 116V115H253ZM9 117V116H8ZM38 117V116H36ZM75 117V116H73ZM92 117V116H91ZM97 117V118H99ZM117 117V116H116ZM154 117V116H153ZM209 117V116H208ZM224 117L226 118V124H224L223 126V119ZM256 117V116H254ZM263 117V116H262ZM17 118V117H16ZM57 118V116H56ZM64 118V117H63ZM87 118V116H86ZM93 118V117H92ZM96 118V119H97ZM162 118V117H161ZM172 118V117H171ZM261 117H259L260 119ZM2 121V118H0ZM6 119V117H5ZM13 119V117H12ZM11 119V120H12ZM24 119V118H23ZM21 119V120H23ZM43 119V118H42ZM68 119V118H67ZM66 119V121H68ZM89 119V117H88ZM91 119V118H90ZM246 119V118H245ZM254 119V118H253ZM252 119V120H253ZM258 119V115L257 118ZM254 119V121H255ZM34 120V119H33ZM53 120V119H52ZM73 120V119H72ZM92 120V119H91ZM114 120H118V122H115ZM145 120V122H143ZM183 120V119H182ZM189 120H190V116H189ZM204 120V119H203ZM202 120V121H203ZM241 120H243L241 118ZM14 121V119H13ZM20 121V120H19ZM39 121H43V120H39ZM38 121V122H39ZM49 121V120H48ZM51 121V120H50ZM59 121V119H58ZM63 121V120H61ZM60 121V122H61ZM65 121V123H66ZM70 121V119H69ZM77 121V120H76ZM79 121V120H78ZM77 121V123H78ZM85 121V120H84ZM98 122V120H95ZM158 121V120H157ZM192 121V120H191ZM249 121V120H248ZM262 121V120H261ZM260 121V122H261ZM9 122V121H8ZM7 122V123H8ZM12 122V121H11ZM15 122V121H14ZM25 122V120H24ZM32 122V121H31ZM47 122V121H45ZM91 123V121H89ZM96 122V124H97ZM153 123L155 122L154 120L152 121ZM162 122V120H161ZM190 122V121H189ZM241 122V121H240ZM244 122V121H243ZM242 122V123H243ZM27 123V122H26ZM24 123V124H26ZM29 123V122H28ZM37 123V122H35ZM40 123V122H39ZM38 123V124H39ZM63 123V122H62ZM71 123V121H70ZM87 123V121H86ZM99 123V122H98ZM145 123V124H146ZM184 123V122H183ZM209 123V122H208ZM250 123V122H249ZM256 123V122H255ZM259 123V122H258ZM263 123V122H262ZM3 124V123H2ZM14 124V123H13ZM42 124V123H41ZM82 124V123H80ZM122 125H125L123 123H121ZM120 124V126H121ZM148 125L150 123H147ZM158 124V123H157ZM241 124V123H240ZM254 124V123H253ZM264 124V123H263ZM4 125V124H3ZM2 125V126H3ZM7 125V124H6ZM16 125V123H15ZM18 125V124H17ZM28 125V124H27ZM36 125V124H35ZM46 125V123H45ZM67 125V124H66ZM92 125V124H91ZM151 125V124H150ZM155 125V124H154ZM187 125V124H186ZM246 126V124H244ZM247 125H249L247 123ZM255 125V124H254ZM258 125V124H257ZM12 126V125H11ZM19 126V125H18ZM26 126V125H25ZM60 126V125H59ZM82 126V125H81ZM86 126V125H85ZM94 126V125H93ZM98 126V125H97ZM147 125H145L144 127H146ZM181 126V125H180ZM199 126V127H198ZM35 127V126H34ZM66 127V126H65ZM80 127V126H79ZM89 127V126H88ZM95 127V126H94ZM93 127V129H94ZM244 127V126H243ZM250 127V125H249ZM7 128V127H6ZM10 128V127H9ZM14 128V127H13ZM16 128V127H15ZM18 128V127H17ZM47 128V127H46ZM53 128V126H52ZM62 127H60L61 129ZM92 128V127H91ZM96 128V127H95ZM98 128V127H97ZM102 128V127H101ZM125 128H129V126L125 127ZM148 128V127H147ZM155 128V127H154ZM182 128H184L182 126ZM259 128V127H258ZM8 129V128H7ZM23 129V128H22ZM32 129V128H31ZM34 129V128H33ZM51 129V128H50ZM54 129V128H53ZM86 129V127H85ZM104 128V132H105ZM252 129V128H251ZM257 129V128H256ZM261 129V126L260 128ZM264 129V128H262ZM261 129V130H262ZM3 130V129H1ZM15 130V129H14ZM42 130V128H41ZM49 130V129H48ZM66 130V129H65ZM69 130V129H68ZM82 130V129H81ZM89 130V129H88ZM96 130V129H95ZM100 130V129H99ZM121 130V129H120ZM127 130V129H126ZM132 130V129H131ZM153 130V129H152ZM159 130V129H158ZM207 130V129H206ZM10 131V130H9ZM31 131V130H30ZM47 131V130H45ZM43 130V132H45ZM50 131V130H49ZM57 131V130H56ZM58 131H59V127H58ZM90 131V130H89ZM91 131H94L91 129ZM123 131V130H122ZM202 131H203V135H202ZM248 131V130H247ZM4 132V131H3ZM41 132V133H43ZM51 132V131H50ZM54 132V131H53ZM74 132V131H73ZM77 132V131H76ZM95 132V131H94ZM102 132V131H101ZM104 132H102L104 134ZM111 132V133H112ZM129 132V131H128ZM256 132V131H255ZM34 133V131H33ZM55 133V132H54ZM107 133L105 135H107ZM112 133V134H113ZM126 133V131H125ZM124 133V134H125ZM130 133V132H129ZM243 133V132H241ZM260 133V130H259ZM263 133V131H262ZM74 134V133H73ZM83 134V133H82ZM89 134V132H88ZM119 134V132H118ZM122 135H119L121 138L120 141L122 142V144L124 145V147H121L122 149H120L122 152H120L118 150L119 155H121L122 161L117 160L116 164L118 165L117 167H119L120 165H122V163H124L123 165H126L127 163H130L131 160H133L134 158H138L139 154L137 152L138 150V146L135 140L136 136H134V138L130 139L129 135L125 136L123 134V132L121 133ZM127 134V133H126ZM161 134V133H160ZM253 134V133H252ZM258 134V133H257ZM264 134V133H263ZM3 135V134H2ZM5 135V134H4ZM33 135V134H32ZM47 135V134H46ZM53 137L55 138V134H52ZM67 135V133H66ZM72 135V134H71ZM77 135V134H75ZM124 135V136H123ZM155 135V134H154ZM242 135V134H241ZM256 135V134H255ZM259 135V134H258ZM257 135V136H258ZM8 136V135H7ZM41 136V135H40ZM44 136V134H43ZM50 137V135H48ZM61 136V134H60ZM78 136V135H77ZM83 136V135H82ZM89 136V135H88ZM94 136V134H93ZM101 136V135H100ZM116 136V135H115ZM256 136V137H257ZM261 136L263 137V135L261 134ZM10 137V136H9ZM16 137V136H15ZM19 137V136H18ZM35 137V136H34ZM39 137V136H38ZM42 137V136H41ZM65 137V136H64ZM84 137V136H83ZM82 137V138H83ZM91 137V136H89ZM88 137V138H89ZM108 137V135L106 136ZM111 137V135L109 136ZM108 137V138H109ZM129 139H127V138ZM154 137V136H153ZM236 137V136H235ZM241 137V136H239ZM246 137V136H245ZM248 137V136H247ZM255 137V136H254ZM13 138V137H12ZM25 138V137H24ZM44 138V137H43ZM61 138V137H60ZM72 138V137H71ZM95 138V137H93ZM99 138V137H98ZM116 138V137H115ZM114 138V139H115ZM144 138V137H143ZM141 138V139H143ZM207 138V137H206ZM3 139V138H2ZM1 139V141H2ZM7 139V138H6ZM27 139L29 140V137H27ZM52 139V138H51ZM67 138H64V140ZM74 139V138H73ZM71 139V140H73ZM84 139V138H83ZM111 139V138H110ZM234 139V138H233ZM248 139V138H247ZM254 139V138H253ZM259 139V138H257ZM261 139V138H260ZM263 139V138H262ZM9 140V138H8ZM13 140V139H12ZM36 140V139H35ZM42 141H45V139H41ZM47 140V139H46ZM55 140V139H54ZM58 140V139H57ZM63 140V139H62ZM69 140V139H68ZM76 140V139H75ZM85 140V139H84ZM101 140V139H100ZM105 140V138H104ZM132 140V141H131ZM145 140V139H143ZM235 142L236 144L239 143V141L235 138ZM264 140V139H263ZM0 141V142H1ZM40 141V139H39ZM74 141V140H73ZM79 141V140H78ZM109 141V140H108ZM116 141V140H115ZM232 141V140H231ZM260 141V140H259ZM6 142V141H5ZM11 142V141H10ZM29 142V141H28ZM59 142V141H56ZM68 142V141H67ZM77 142V141H76ZM87 142V141H86ZM234 142V141H233ZM247 142V141H245ZM258 142V141H257ZM21 143V142H20ZM25 143V142H24ZM51 143V141H50ZM60 143V142H59ZM63 143V142H62ZM83 143V141H82ZM111 143V141L109 142ZM116 143H118L116 141ZM155 143V142H154ZM242 143V142H241ZM9 145V143H7ZM57 144V143H56ZM65 144V142H64ZM81 144V142H80ZM94 144V143H93ZM107 144V143H106ZM112 144V143H111ZM109 144V151L112 152V150H110V145ZM151 144V142H150ZM254 144V143H253ZM252 144V145H253ZM3 144H1L2 147ZM5 145V144H4ZM7 145V146H8ZM12 145V144H11ZM54 145V144H53ZM52 145V146H53ZM63 145V144H62ZM75 145V143L73 144ZM96 145V143L94 144V146ZM100 145H103L102 143ZM99 145V146H100ZM116 145H120V144H116ZM126 145V146H125ZM145 145V144H144ZM149 145V144H148ZM208 147H207V146ZM235 145V144H234ZM27 146V144H26ZM35 146V145H33ZM38 146V145H37ZM45 145H43L44 147ZM60 146V145H59ZM68 146V145H66ZM72 146V145H71ZM87 146V145H86ZM114 146V145H113ZM151 146V145H150ZM157 146V145H156ZM239 146V145H238ZM251 146V145H250ZM254 146V145H253ZM258 146V144H257ZM4 147V146H3ZM42 147V146H40ZM47 147V146H46ZM61 147V146H60ZM85 147V146H83ZM116 147V146H115ZM234 147V146H233ZM236 147V146H235ZM12 148V147H10ZM9 148V149H10ZM19 148V147H18ZM22 148V147H21ZM48 148V147H47ZM46 148V149H47ZM59 148V147H58ZM73 148V147H72ZM75 148V147H74ZM73 148V149H74ZM79 148V147H78ZM100 148V147H99ZM106 148V145L104 146L103 149ZM114 148V147H113ZM118 148V147H117ZM237 148V147H236ZM244 148V147H243ZM254 149V147H251ZM263 148V146H262ZM5 149V148H4ZM15 149V148H14ZM33 149V148H30ZM39 149V147H38ZM42 149V148H40ZM45 149V148H44ZM102 148H100L101 150ZM112 149V148H111ZM142 149V148H141ZM140 149V150H141ZM235 149V148H234ZM250 149V148H249ZM261 149V148H260ZM259 149V150H260ZM2 150V149H0ZM17 150V149H16ZM15 150V151H16ZM37 150V149H36ZM48 150V149H47ZM49 150H51L49 148ZM62 150V149H61ZM82 150V149H81ZM88 150V149H87ZM117 150V149H116ZM140 150L139 153H140ZM159 150V149H158ZM244 150V149H243ZM19 151V150H18ZM44 151V150H43ZM54 151V150H53ZM71 151V150H70ZM69 151V152H70ZM76 151V150H75ZM74 151V152H75ZM103 151V150H102ZM114 151V150H113ZM245 151V150H244ZM250 151V150H248ZM258 151V150H257ZM261 151V150H260ZM5 151H3L4 153ZM12 152V151H11ZM30 152V151H29ZM40 152V151H39ZM38 152V153H39ZM51 152V151H50ZM61 152V151H60ZM85 152V151H84ZM105 152V151H103ZM102 152V153H103ZM117 152V151H116ZM253 152V151H252ZM1 153V152H0ZM7 153V152H5ZM13 153V152H12ZM22 153V151H21ZM25 153V152H24ZM53 153V152H52ZM56 153V152H55ZM151 150H150V155H151ZM254 153V152H253ZM252 153V155H253ZM10 155V153H9ZM33 155V153H32ZM31 155V156H32ZM40 155V153H39ZM73 155V153H72ZM83 155V153H82ZM97 155V153H96ZM111 155V153H110ZM108 153V156H110ZM118 155V156H119ZM235 155V152H234ZM233 155V156H234ZM251 155V153H250ZM16 156V153H15ZM45 156V155H44ZM68 156V155H66ZM65 156V158H66ZM87 156V153H86ZM104 156V155H103ZM102 156V157H103ZM107 156V155H106ZM104 156V158L106 157ZM113 156V155H112ZM116 156V155H115ZM114 158H117L115 157ZM152 156V155H151ZM244 156V155H243ZM249 156V155H248ZM260 156V155H259ZM5 157V156H4ZM7 157V155H6ZM5 157V158H6ZM9 157V156H8ZM21 157V156H20ZM18 157V158H20ZM35 157V155H34ZM47 157V155H46ZM71 157V156H70ZM84 157V156H83ZM90 157V156H89ZM153 157V156H152ZM242 157V156H241ZM247 157V156H246ZM253 157V156H252ZM39 158V157H38ZM37 158V159H38ZM63 158V156H62ZM61 158V159H62ZM86 158V157H85ZM88 158V157H87ZM99 157H97L98 159ZM140 158V157H139ZM150 158V157H149ZM148 158V159H149ZM236 158V157H235ZM255 158V157H254ZM9 159V158H8ZM23 159V158H22ZM29 162H30V158ZM27 159V160H28ZM32 159V157H31ZM57 159V158H56ZM64 159V158H63ZM75 159V157H74ZM73 159V160H74ZM81 159V158H80ZM83 159V158H82ZM2 160V159H1ZM7 160V158H6ZM14 160V159H13ZM26 160V159H25ZM47 160V159H46ZM54 160V159H53ZM79 160V158L77 159ZM89 159H87L88 161ZM100 159H98L99 162ZM102 160V159H101ZM111 160V159H110ZM109 160V161H110ZM245 160V159H244ZM261 160V159H260ZM3 161V160H2ZM16 161V159H15ZM14 161V163H15ZM24 161V160H23ZM45 161V160H44ZM62 161V160H61ZM66 161V160H65ZM92 161V160H91ZM136 161V160H135ZM138 161V159H137ZM159 161V160H158ZM157 161V162H158ZM235 161V160H234ZM6 162V161H5ZM20 162V161H19ZM26 162V161H25ZM38 162V161H36ZM46 162V161H45ZM56 162V161H55ZM59 162V161H58ZM63 162V161H62ZM83 162V161H82ZM90 162V161H89ZM101 162V161H100ZM103 162L105 163V161L103 160ZM111 162V161H110ZM145 162V160H144ZM156 162V161H155ZM252 162V160H251ZM261 162V161H260ZM13 163V164H14ZM23 163V162H22ZM33 163V162H32ZM39 163V162H38ZM37 163V164H38ZM42 163V162H41ZM50 163V161H49ZM65 163V162H64ZM109 164V162H107ZM106 163V164H107ZM213 163V164H212ZM253 163V162H252ZM259 163V162H258ZM9 164V163H8ZM30 164V163H29ZM60 164V163H58ZM67 164V161H66ZM82 165V163H80ZM86 164V163H85ZM133 164V163H132ZM152 165L154 163H151ZM158 164V163H157ZM264 164V162L262 163ZM3 165V164H1ZM12 165V164H11ZM27 165V164H26ZM32 165V164H31ZM57 165V164H56ZM93 165V164H92ZM95 165V164H94ZM130 165V164H129ZM135 165V163H134ZM148 165V164H147ZM151 165V166H152ZM160 165V164H159ZM162 165V164H161ZM234 165V166H233ZM243 165V164H242ZM253 165V164H252ZM6 166V165H5ZM8 166V165H7ZM24 166V165H23ZM107 166V165H106ZM127 166V165H126ZM137 166V164H136ZM145 166V165H144ZM1 167V166H0ZM13 167V166H12ZM22 167V166H21ZM36 167V166H35ZM39 167V166H38ZM41 167V166H40ZM48 167V166H47ZM52 167V166H51ZM62 167V166H61ZM60 167V168H61ZM66 167V165H65ZM82 167V166H81ZM80 167V168H81ZM86 167V166H85ZM94 167V166H93ZM96 167V166H95ZM111 167V166H110ZM116 167V168H117ZM122 169L126 168L125 166L122 167L120 166ZM134 166L131 165L132 168ZM150 167V166H149ZM252 167V166H251ZM7 168V167H6ZM5 168V169H6ZM25 168V167H24ZM49 168V167H48ZM58 168V167H57ZM74 168V167H73ZM91 168V167H90ZM105 168V166H104ZM103 168V169H104ZM112 168V167H111ZM136 168V167H135ZM148 168V167H147ZM146 168V169H147ZM154 168V167H153ZM255 168V167H254ZM2 169V168H1ZM11 169V168H10ZM15 169V168H14ZM17 169V168H16ZM19 169V168H18ZM47 169V168H46ZM64 169V168H63ZM67 169V168H66ZM98 169V168H97ZM242 169V168H241ZM251 169V168H250ZM3 171H5L4 169H2ZM1 170V171H2ZM13 170V169H12ZM28 170V169H27ZM41 169H39L40 171ZM54 172L57 173V171ZM51 170V171H52ZM57 170V169H56ZM68 170V169H67ZM76 170V169H74ZM86 170V169H84ZM96 170V169H95ZM109 170V169H108ZM119 170V169H118ZM124 170V169H123ZM245 170V169H244ZM262 170H263V166H262ZM11 171V170H10ZM23 171V170H22ZM31 171V170H30ZM44 171V170H43ZM50 171V170H49ZM61 171V170H59ZM100 171V170H99ZM111 171V170H110ZM134 171V170H133ZM138 171V170H137ZM143 171V170H142ZM158 171V170H157ZM9 172V171H8ZM83 172V171H81ZM105 172V171H104ZM131 173V171H129ZM128 172V173H129ZM136 172V171H135ZM134 172V173H135ZM148 172V171H147ZM152 172V169H151ZM167 172V171H166ZM24 173V172H23ZM42 173V172H40ZM44 173V172H43ZM59 173V172H58ZM68 173V171H67ZM85 173V172H84ZM89 173V172H88ZM87 173V174H88ZM99 173V172H98ZM119 173V172H118ZM137 173V172H136ZM5 174V173H4ZM7 174V173H6ZM10 174V173H9ZM21 174V173H20ZM34 174V173H33ZM36 174V173H35ZM47 175V173H44ZM49 174V172H48ZM61 174V173H60ZM91 174V173H90ZM97 174V173H96ZM103 174V173H102ZM112 174V173H111ZM115 174V173H114ZM121 174V173H120ZM139 174V173H138ZM146 174V171H145ZM156 174V172H155ZM168 174V172H167ZM247 174V172H246ZM40 175V174H39ZM65 175V174H63ZM84 175V174H83ZM105 175V174H104ZM109 175V174H108ZM126 175V174H125ZM122 173V177L125 176ZM151 175H153L151 173ZM158 175V174H157ZM164 175H166L164 173ZM169 175V174H168ZM11 176V174H10ZM23 176V175H22ZM37 178V175H35ZM53 176V175H52ZM57 176H59L57 174ZM66 176V175H65ZM80 176V175H79ZM148 176V175H147ZM238 176V175H237ZM39 177V176H38ZM48 177V176H47ZM50 177V176H49ZM54 177V176H53ZM99 177V176H98ZM108 177V176H107ZM135 177V175H134ZM145 177V175H144ZM151 177V176H150ZM150 177L149 180H150ZM168 177V176H167ZM21 178V177H20ZM23 178V177H22ZM25 178V177H24ZM28 178V176H27ZM33 178V177H32ZM43 178V177H42ZM56 176L53 178L55 179ZM64 178V176H63ZM70 178V177H69ZM82 178V177H79ZM89 178V177H88ZM163 178V177H162ZM170 178L171 175L168 177L167 179V184L168 181L170 182ZM7 180V178H5ZM26 179V178H25ZM46 179V178H44ZM52 179V178H51ZM100 179V177H99ZM98 179V181H99ZM108 179V178H106ZM124 180V177L122 178ZM129 179V178H128ZM137 179V178H136ZM142 179H143V172H142ZM246 179V178H245ZM58 180V179H55ZM65 180V179H64ZM69 180V179H68ZM83 180V179H82ZM135 180V178H134ZM146 180V179H145ZM144 180V181H145ZM148 180V181H149ZM156 180V178H155ZM158 180V177H157ZM166 180V179H165ZM253 180V179H252ZM256 180V179H255ZM24 181V180H23ZM32 181V180H31ZM42 181V180H41ZM103 181V180H102ZM108 181V180H106ZM113 181V180H112ZM126 181V180H124ZM161 181V180H160ZM250 181V180H249ZM260 181V178H259ZM7 182V181H5ZM16 182V181H15ZM30 182V180H29ZM35 182V181H34ZM57 182V181H56ZM60 182V181H59ZM58 182V183H59ZM61 182H62V177H61ZM61 182L59 184H61ZM88 182V180H87ZM115 182V181H114ZM123 182V181H122ZM128 182V181H127ZM134 182V181H133ZM136 182V181H135ZM9 183V181H8ZM54 183V182H53ZM57 183V184H58ZM66 183V182H65ZM108 183V182H106ZM113 183V182H112ZM153 183V182H152ZM159 183V182H158ZM163 183V182H162ZM179 182H177L178 184ZM2 184V183H1ZM10 184V183H9ZM30 184V183H29ZM36 184V183H35ZM43 184V181H42ZM47 184V183H46ZM56 184V183H55ZM63 184V183H62ZM72 184V183H71ZM88 184V183H87ZM98 184V183H97ZM102 184V182H101ZM117 184V183H116ZM121 184V183H120ZM125 184V183H124ZM144 184V183H143ZM155 184V183H154ZM165 184V183H164ZM4 185V184H2ZM18 185V184H17ZM20 185V184H19ZM18 185V186H19ZM51 185V183H50ZM109 185V183H108ZM145 185V184H144ZM156 185V184H155ZM154 185V186H155ZM158 185V184H157ZM166 185V184H165ZM257 185V186H256ZM263 185V184H262ZM7 186V185H6ZM31 186V185H30ZM37 186V184H36ZM47 186V185H46ZM55 186V185H54ZM53 186V187H54ZM57 186V185H56ZM65 186V185H64ZM135 186V184H134ZM153 186V188H155ZM260 186V185H259ZM22 187V186H21ZM25 187V186H24ZM23 187V188H24ZM28 187V186H27ZM34 187V185H33ZM32 187V188H33ZM39 187V186H38ZM41 187V186H40ZM39 187V188H40ZM50 187V186H49ZM68 187V186H67ZM86 187V185H85ZM132 187V186H131ZM141 187V186H140ZM148 187V186H147ZM161 187V185H160ZM167 187V185H166ZM166 187H161V188H165ZM187 187V186H186ZM11 187H9L10 189ZM22 188V190H23ZM62 188V187H61ZM78 188V187H77ZM88 188V185H87ZM109 188V186H108ZM116 188V187H115ZM144 188V187H143ZM142 188V189H143ZM150 188V187H148ZM148 188L146 189V192L148 191ZM157 188V186H156ZM31 189V188H30ZM29 189V190H30ZM42 189V188H41ZM64 189V188H63ZM70 189V188H69ZM113 189V188H112ZM122 189V187H121ZM134 189V188H133ZM132 189V190H133ZM159 189V188H158ZM157 189V190H158ZM164 189V191H165ZM171 189V188H170ZM178 189V187H177ZM55 190V189H53ZM57 190V189H56ZM73 190V188L71 189V191ZM75 190V189H74ZM129 190V189H128ZM156 190V191H157ZM160 190V189H159ZM175 190V189H173ZM179 190V189H178ZM177 190V191H178ZM2 190L0 189V262L1 264H38V262H40L41 264H45L42 263L41 261V257L38 253L37 249V245L36 242L34 241V239H32L34 236H32V238H23V236L20 235V226L21 223L19 222L21 219V217L19 218V216L17 217L16 215H18L14 210V206L10 207L7 205V203L5 204V200H7V198H5L4 200V195L2 194L3 192H1ZM27 192V190H25ZM24 191V193H25ZM41 191V190H40ZM50 191V190H49ZM62 191V190H61ZM85 192V190H83ZM89 191V189H88ZM108 191V190H106ZM114 191V190H113ZM138 191V190H137ZM154 191V192H156ZM163 191V192H164ZM34 192V191H33ZM32 192V193H33ZM58 192H59V188H58ZM66 192V191H65ZM75 192V191H74ZM77 192V191H76ZM75 192V193H76ZM126 192L124 193V196H126ZM132 192V191H131ZM149 192V191H148ZM147 192V193H148ZM158 192V191H157ZM162 192V191H161ZM181 192V191H180ZM9 193V192H7ZM31 193V192H30ZM41 193V192H40ZM91 193V192H90ZM146 193V194H147ZM160 193V192H159ZM158 193V194H159ZM165 193V192H164ZM183 193V192H182ZM6 194V193H5ZM36 194V193H35ZM38 194V193H37ZM49 194V193H48ZM51 194H55V191ZM59 194V193H58ZM85 194V193H84ZM102 194V193H101ZM162 193H160L161 196ZM178 194V193H177ZM184 194V193H183ZM187 194V193H186ZM185 194V195H186ZM189 194V193H188ZM10 195V194H9ZM29 195V193H28ZM33 195V194H32ZM39 195V194H38ZM56 195V194H55ZM116 195V194H115ZM142 195V193L140 194ZM144 195V194H143ZM154 195V194H153ZM14 196V195H13ZM25 196V195H24ZM27 196V195H26ZM34 196V195H33ZM42 196V195H41ZM40 196V197H41ZM51 195H49L50 197ZM77 196V195H76ZM129 196V194H128ZM158 196V195H157ZM158 196V197H160ZM162 196H164V194H162ZM31 197V196H30ZM46 197V195L44 196ZM55 197V196H54ZM57 197V196H56ZM81 197V196H80ZM84 197V195H83ZM87 197V196H86ZM115 197V196H114ZM122 197V196H121ZM131 197V196H130ZM139 197V196H138ZM183 197V196H182ZM12 198V197H11ZM42 198V197H41ZM47 198V197H46ZM60 198V197H59ZM89 198V196H88ZM127 198V197H126ZM164 198V197H162ZM18 199V198H17ZM27 199V198H26ZM29 199V197H28ZM90 199V198H89ZM130 199V198H129ZM141 199V198H140ZM144 199V198H143ZM13 200V199H12ZM32 200V199H31ZM41 200V199H40ZM38 200V202L40 201ZM88 200V199H87ZM95 198H93V202L95 203ZM102 200V199H101ZM121 200V199H120ZM148 200V199H147ZM160 200V198H159ZM173 199H171L172 201ZM14 201V200H13ZM28 201V200H27ZM30 201V199H29ZM63 201V200H62ZM84 201V200H83ZM82 201V203H83ZM89 201V200H88ZM130 201V200H128ZM134 201V200H133ZM132 201V202H133ZM144 201V200H143ZM8 202V201H7ZM16 202V201H15ZM43 202V198L42 201ZM73 202V201H72ZM75 202V201H74ZM80 202V201H79ZM92 202V200H91ZM117 202V201H116ZM119 202V201H118ZM165 202V201H164ZM173 202V201H172ZM19 203V202H18ZM30 203V202H29ZM28 203V204H29ZM36 203V202H35ZM35 203L33 204L32 202L30 203L31 205L33 204V206L35 205ZM65 203V202H64ZM85 203V202H84ZM148 203V202H147ZM160 203V202H159ZM168 203V202H167ZM14 204V203H13ZM17 204V203H15ZM60 204V203H59ZM62 204V203H61ZM96 204V203H95ZM94 204V205H95ZM104 204V203H103ZM120 204V203H119ZM136 204V203H135ZM163 204V203H162ZM161 204V205H162ZM165 204V203H164ZM172 204V203H171ZM175 204V203H174ZM7 205V206H6ZM20 205V203L18 204ZM76 205V204H75ZM80 205V204H78ZM118 205V204H117ZM125 205V204H124ZM128 205V204H127ZM144 205V203H143ZM157 205V204H156ZM155 205V207H156ZM160 205V206H161ZM181 205V204H180ZM29 206V205H28ZM64 206V205H63ZM96 206V205H95ZM139 206V205H138ZM137 206V208H138ZM146 206V205H145ZM178 206V205H177ZM24 207V206H21ZM62 207V206H61ZM65 207V206H64ZM116 207V206H115ZM121 207V206H120ZM126 207V206H125ZM128 207H131L130 205ZM162 207V206H161ZM176 207V205H175ZM16 208V207H15ZM39 209V207H37ZM51 208V207H50ZM69 208H72L69 206ZM100 208V207H99ZM117 208V207H116ZM135 208V207H134ZM164 208V205H163ZM162 208V209H163ZM169 208V207H168ZM177 208V207H176ZM24 209V208H23ZM22 209V210H23ZM36 209V207H35ZM41 209V208H40ZM78 209V208H77ZM86 209V208H85ZM132 209V208H131ZM161 209V208H159ZM161 209V210H162ZM170 209V208H169ZM21 210V208H20ZM32 210V208H31ZM47 210V209H45ZM75 209H73L74 212ZM82 210V209H81ZM130 210V208H129ZM139 210V209H138ZM158 210V209H157ZM164 214H167V208L165 207L164 209ZM26 212V210H23ZM48 211V210H47ZM53 211V210H52ZM70 211V209H69ZM103 211V210H101ZM134 211V210H132ZM151 211V210H150ZM177 211V212H179ZM18 212V211H17ZM35 212V211H34ZM38 212V211H36ZM43 212V211H42ZM64 212V211H63ZM71 212V211H70ZM72 212V213H73ZM81 212V211H80ZM96 212V210H95ZM110 212V211H109ZM126 212V211H125ZM162 212V211H161ZM16 213V214H15ZM33 213V212H32ZM62 213V212H61ZM65 213V212H64ZM63 213V214H64ZM77 213V212H76ZM88 213V212H87ZM112 213V212H111ZM114 213V212H113ZM129 213V212H128ZM136 212H134L135 214ZM141 213V212H140ZM40 214V212H39ZM57 216V213H55ZM54 214V215H55ZM59 214V212H58ZM90 214V213H89ZM119 214V212H118ZM125 214V213H124ZM146 215V213H144ZM157 214H159L157 212ZM174 214V212L172 213ZM20 215H24L23 213ZM33 215V214H32ZM79 215V214H78ZM106 215V214H105ZM104 215V216H105ZM132 215V214H131ZM143 215V214H142ZM141 215V216H142ZM160 215V214H159ZM158 215V216H159ZM175 216L177 214H174ZM28 217V215H25ZM36 216V215H35ZM40 216V215H39ZM52 218L53 215L51 214ZM72 216V215H71ZM81 216V215H80ZM83 216V215H82ZM102 216V215H101ZM108 216V215H107ZM114 215H111V218ZM119 216V215H118ZM129 217L130 214L128 215ZM149 216V215H148ZM157 216V217H158ZM162 219L165 220L163 221V225L165 226L162 234L164 237L165 241V247L167 248V251H169V256L172 260H174L176 258L177 255V251L178 248L180 249V247L178 246V241H177V234L175 228L177 229V226L174 223V229L175 230L172 238H170L167 234V229H166V224L170 223L169 222V217L166 215V219L163 216V212H162ZM26 217V218H27ZM38 217V215H37ZM76 217V216H75ZM79 217V216H78ZM98 217V216H97ZM106 217V216H105ZM123 217V216H122ZM136 217V216H135ZM134 217V218H135ZM150 217V216H149ZM160 217V216H159ZM158 217V218H159ZM179 217V216H178ZM25 218V219H26ZM86 218V217H85ZM92 218V217H91ZM133 218V216H132ZM133 218V219H134ZM137 218V217H136ZM161 218V217H160ZM38 219V218H37ZM41 219V218H40ZM45 219V218H44ZM69 219V218H68ZM107 219V218H105ZM127 219V217H126ZM132 219V221H133ZM177 218H174V220ZM33 219H31L30 221H32ZM35 220V219H34ZM50 220L51 217H50ZM77 220V219H76ZM82 220V219H81ZM91 220V219H89ZM131 220V219H130ZM143 220V219H142ZM152 220V219H151ZM156 220V219H155ZM160 220V219H159ZM26 221V220H25ZM29 221V220H28ZM29 221V222H30ZM46 221V220H45ZM49 221V220H48ZM54 221V218H53ZM65 221V220H64ZM124 221V220H122ZM172 221V219H171ZM176 221V220H175ZM35 222V221H34ZM42 222V220H41ZM108 223V221H106ZM114 222V221H112ZM128 222V221H127ZM148 222V221H147ZM156 222V221H155ZM168 222V223H167ZM31 223V222H30ZM29 223V224H30ZM46 223V222H45ZM56 223V222H55ZM79 223V221H78ZM83 223V222H82ZM116 223V222H115ZM132 224V222H130ZM149 223V222H148ZM157 223V222H156ZM28 224V223H27ZM52 224V223H51ZM59 224V223H58ZM67 225V223H65ZM70 224V223H68ZM81 224V223H80ZM109 224V223H108ZM112 224V223H111ZM127 224V223H126ZM64 225V222H63ZM72 225V223H71ZM89 225V224H88ZM87 225V226H88ZM97 225V224H96ZM117 225V224H116ZM155 225V224H154ZM184 225V226H183ZM24 226V225H23ZM28 226V225H26ZM25 226V227H26ZM46 226V225H45ZM50 226V225H49ZM57 226V225H56ZM74 226V225H73ZM124 226V225H123ZM131 226V225H129ZM176 226V227H175ZM32 227V225H31ZM62 227V226H61ZM68 227V225L66 226ZM79 227V226H78ZM83 227V226H82ZM89 227V226H88ZM87 227V228H88ZM101 227V226H100ZM149 227V226H148ZM63 228V227H62ZM73 228V227H72ZM86 228V229H87ZM96 228V227H95ZM102 228V227H101ZM105 228V227H104ZM122 228V225L121 227ZM146 228V227H144ZM181 228V227H180ZM186 228L184 229L186 232ZM25 233L28 231V233L30 232L27 228H24ZM34 229V227H33ZM58 229V228H57ZM85 229V228H84ZM91 229V227L89 228ZM124 230V228H122ZM121 229V230H122ZM127 229V228H126ZM154 229V226H153ZM159 232L160 231V227L158 228ZM31 230V229H30ZM64 230V229H63ZM68 230V229H67ZM76 230V229H75ZM92 230V229H91ZM152 230V229H151ZM180 230V229H179ZM56 231V230H55ZM80 231V230H79ZM154 231V230H152ZM157 231V227L155 232ZM178 231V230H177ZM41 232V231H40ZM44 232V231H43ZM46 232V231H45ZM92 232V231H91ZM97 232V231H96ZM133 232V231H132ZM145 232V231H144ZM23 233V234H25ZM65 233V231H64ZM75 233V232H74ZM81 233V232H80ZM89 233V232H88ZM95 233V232H94ZM152 233V232H151ZM32 234H35V232L32 231ZM67 234V232H66ZM72 234V233H71ZM70 234V235H71ZM161 234V235H162ZM180 234V233H179ZM187 234V233H186ZM26 235V234H25ZM24 235V236H25ZM42 235V234H41ZM54 235V234H53ZM77 235V234H76ZM92 235V234H91ZM96 235V234H95ZM111 235V234H110ZM146 235V234H145ZM30 236V235H29ZM49 236V235H48ZM56 236V235H55ZM68 236V235H67ZM97 236V235H96ZM101 236V235H100ZM105 236V235H104ZM150 236V235H149ZM148 236V238H149ZM152 236V235H151ZM182 236H183V232H182ZM187 236V235H186ZM26 237H28V235H26ZM74 237V236H73ZM79 237V236H77ZM76 237V238H77ZM154 237V236H152ZM156 237V236H155ZM179 237V236H178ZM39 240H41L40 237H38ZM45 238V237H44ZM75 238V239H76ZM87 238V237H86ZM98 238V237H97ZM103 238V237H101ZM107 238V237H105ZM161 238V237H159ZM176 238V239H175ZM182 238V237H181ZM55 239V238H54ZM59 239V238H58ZM73 239V238H71ZM91 239V238H90ZM89 239V241H90ZM109 239V238H108ZM144 239V238H143ZM154 239V238H153ZM185 239V238H184ZM68 240V238H67ZM101 240V239H100ZM150 239H148L149 241ZM152 240V239H151ZM179 240V238H178ZM47 241V240H46ZM51 241V240H50ZM154 241V240H153ZM180 241V240H179ZM43 242V241H42ZM55 242V241H54ZM61 242V241H60ZM75 242V241H74ZM80 242V241H79ZM146 242V240H145ZM39 243V242H38ZM49 243V242H47ZM82 243V242H81ZM91 243V242H90ZM144 243V241H143ZM163 243V242H162ZM185 243V241L183 242ZM73 244V242H72ZM76 244V243H75ZM84 244V243H83ZM82 244V245H83ZM99 244V243H98ZM104 244V243H103ZM149 244V242H148ZM156 244V243H155ZM160 244V243H159ZM158 244V245H159ZM40 245V243H39ZM109 245V244H108ZM186 245H188V243H186ZM50 246V245H49ZM58 246V245H57ZM78 246V245H77ZM94 246V244H93ZM104 246V245H103ZM142 246V245H141ZM147 246V245H146ZM160 246V245H159ZM164 246V244L161 246V248ZM178 246V247H177ZM40 247V246H39ZM47 247V246H46ZM51 247V246H50ZM76 247V246H75ZM91 247V246H90ZM153 247V246H152ZM182 247V244H181ZM186 247V246H185ZM184 247V248H185ZM41 248H44L41 246ZM40 248V249H41ZM72 248V247H71ZM77 248V247H76ZM79 248V247H78ZM77 248V249H78ZM87 248V247H86ZM104 248V247H103ZM149 248V247H148ZM155 248V247H154ZM48 249V248H47ZM52 249V248H51ZM61 249V248H60ZM64 249V248H63ZM69 249V248H68ZM84 249V248H83ZM90 249V248H89ZM97 249V247H96ZM107 249V248H106ZM143 249V246H142ZM146 249V248H145ZM144 249V251H145ZM150 249V248H149ZM182 249V248H181ZM180 249V250H181ZM55 251V249H53ZM58 250V249H57ZM74 250V249H73ZM80 250V249H78ZM111 250V249H110ZM156 250V248H155ZM159 250V249H158ZM157 250V251H158ZM183 250V249H182ZM187 250V249H185ZM190 250V249H189ZM42 251V250H41ZM51 251V250H50ZM59 251V250H58ZM67 251V249H66ZM88 251V250H87ZM90 251V250H89ZM97 251V250H96ZM149 251V250H148ZM61 252V251H60ZM63 252V251H62ZM104 252V251H103ZM106 252V250H105ZM108 252V251H107ZM128 252V251H127ZM152 252V251H151ZM162 252V251H161ZM187 252V251H186ZM44 253V252H43ZM147 253V252H145ZM184 250H183V254H184ZM42 254V253H41ZM45 254V253H44ZM64 254V253H63ZM68 254V253H67ZM94 254V253H93ZM108 254V253H107ZM111 254V253H110ZM164 254V253H163ZM166 254V253H165ZM182 254V255H183ZM194 254H193V258H194ZM231 254V255H230ZM46 255V254H45ZM70 255V254H69ZM84 255V254H83ZM99 255V254H97ZM106 255V254H105ZM112 255V254H111ZM147 255V254H145ZM167 255V254H166ZM190 255V254H189ZM44 256V255H42ZM65 256V255H64ZM89 256V255H88ZM94 256V255H93ZM92 256V257H93ZM103 256V255H102ZM163 256V255H162ZM185 256V255H184ZM68 257V256H67ZM76 257V254H75ZM74 257V258H75ZM80 257V256H79ZM82 257V256H81ZM99 257V256H98ZM160 257V255H159ZM167 257V256H166ZM164 257V259L166 258ZM187 257V256H186ZM45 258V257H44ZM61 258V257H60ZM71 258V257H70ZM90 258V257H89ZM190 258V257H189ZM192 258V257H191ZM54 259V258H53ZM59 259V257H58ZM68 259V258H67ZM84 259V258H83ZM95 259V258H94ZM148 259H150L148 257ZM163 259V260H164ZM63 260V259H62ZM112 260V259H111ZM116 260V259H114ZM171 260V261H172ZM194 260V259H193ZM47 261V260H46ZM58 261V260H57ZM57 261H55V263H57ZM61 261V260H60ZM69 261V260H68ZM82 261V260H81ZM80 261V262H81ZM99 261V260H98ZM158 261V260H157ZM156 261V262H157ZM167 261V258H166ZM51 262V261H50ZM67 262V261H66ZM78 262V261H77ZM88 262V260H87ZM90 262V261H89ZM109 262V261H108ZM132 262V261H131ZM151 262V261H150ZM190 262V261H189ZM194 262V261H191ZM39 263V264H40ZM79 263V262H78ZM85 263V262H84ZM94 263V262H93ZM95 263H97L95 261ZM158 263V262H157ZM161 263V262H160ZM164 263V262H163ZM175 263V261H173V264ZM177 263V262H176ZM175 263V264H176ZM220 263V261H219ZM231 263V262H230ZM52 264V263H51ZM68 264V263H67ZM72 264V263H71ZM116 264V263H115ZM133 264V263H132ZM154 264V263H153ZM192 264V263H191ZM233 264V263H232Z\"/></svg>", "mask_w": 264, "mask_h": 264}]
</instances>
